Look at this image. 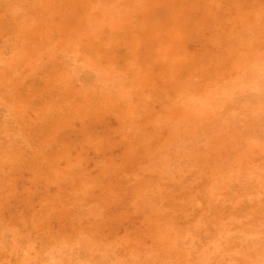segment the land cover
I'll use <instances>...</instances> for the list:
<instances>
[{"label": "rangeland", "instance_id": "rangeland-1", "mask_svg": "<svg viewBox=\"0 0 264 264\" xmlns=\"http://www.w3.org/2000/svg\"><path fill=\"white\" fill-rule=\"evenodd\" d=\"M65 1L68 3L72 2V1L73 2L71 5V3L68 4ZM65 1L64 0H30V1L29 0H0V35H1L0 36L1 37L0 44L4 43V40H6L4 45L3 44L0 45V48H1L0 49V56L2 58H4V59L1 58V60H0V77H1L0 78V92L4 96V98H3L1 95V99H3L2 101L0 99V104H1L0 105V113H1L0 116L2 115V117H5L7 119L6 120L5 118L0 117L2 119V120L0 119V128H1L0 129L1 130L0 139L2 138V140H0L1 141L0 145L3 148V149H1V146H0V149H1L0 151H2L0 153L1 154L7 153L10 146L12 147V151H13V152H11V151L8 152L6 155L2 154L3 156L0 155L2 158H4V161H5L4 162L3 159H0V162L2 161L0 163V165H2V163H3V165L0 166V171H1L0 172V176H1L0 177V183H1L0 188L2 187L1 189H4V190L0 189V191L3 193L5 191L7 192V190L9 191L8 194L6 192L4 194L0 192V196H1L0 197V264H37V262L43 257V254L45 253V251H48L49 249H53L59 244L69 245V243L71 242L70 245H75L82 238L88 239L89 241L92 242L93 245H99V246H102L103 248L107 247V249L110 248L113 250L126 249L130 252L131 251L139 252V250H141V249H147V250L150 249L151 251H154V252H161V251L167 252L168 251L167 253L170 254V258H171V255L173 257V253L175 255L173 264H175V263L176 264H184V263L187 264V261L190 259L189 256H191V254H190L191 253V247H194L197 244H200V242H201V244H207V245L214 246L217 249H219L222 244L228 242L230 239L232 240L234 236L241 234L235 230L238 229L241 225L245 224L244 219H245L246 214L249 212H256L258 214L259 209L262 206H264V0H162V2H160L159 0H138V1L133 0V2H135V4L132 2V0H129L130 4L126 0H121V2H120V0H116V1L115 0L114 1L103 0V3H102V0H95V1L94 0H70V1L65 0ZM155 1H157V2H155ZM137 2L139 4H141L142 6L139 5ZM112 3L113 4L117 3V4L115 6V4L113 5ZM83 4H86L88 6H85ZM126 4H127V7H126ZM131 4H132V6H131ZM148 4H149V6H152V7H148ZM69 5H71L72 8H69V7H71ZM73 5H75V6L78 5V7L76 6L77 7L76 12L77 13L74 11L76 9H74ZM153 5L155 6V8L153 7ZM163 6H164V8H162ZM175 6H177V7H175ZM181 6H183V7H181ZM134 7H136V8H134ZM85 8H87V9L85 10ZM151 8H153V9H151ZM242 8H243V10H242ZM71 9H73V10L71 11ZM82 9H84V10H82ZM95 9H97V10L101 9L100 13ZM135 9H137V10L135 11ZM147 9L149 10L148 13H147V11H148ZM70 11L72 12V14H70ZM96 11L98 13H96ZM153 11L155 13H153ZM74 12L76 14L73 15ZM80 12H82L80 17L81 18L83 17V21H82V19L77 17L80 15V14H78ZM121 12L124 14V16H122L123 14ZM137 12L139 14L141 13L142 14V15L140 14L141 16H143V13H144L145 17L144 16L141 17ZM160 12L162 15H160ZM94 13H96V14H94ZM129 13H130V16H129ZM135 13L138 15H136ZM82 14H85V15H82ZM100 14H101V17H99ZM31 15L32 16L34 15L33 20H32ZM94 15H95V17H94ZM163 15H164V17H163ZM136 17H138V18L136 19ZM19 18H20V20H19ZM21 18H23L24 21L21 20ZM42 18H46L47 20L46 19L43 20ZM107 18H108V20H107ZM130 18H132L133 20L135 18V20L133 21ZM141 18H144V19H142V21H141L140 20ZM154 18H155V20H152ZM161 18H162V20H161ZM175 18H177V19H175ZM34 19H36L35 20L36 22L34 21ZM17 20H18V22H17ZM25 20H26V22H28L29 27H27L28 25L26 26L27 23L25 22ZM28 20H30L31 23ZM37 20H40V21H37ZM45 20L48 22H46ZM52 20L55 24L58 23L56 25L57 27L59 26L58 28H60L57 30L58 33L56 32L57 27L55 26V24L53 26V22H52V24H50V22H49ZM85 20H86V22H85ZM32 21H34V22H32ZM41 21H42V23H44V22L45 23L40 25L39 22L41 23ZM147 21H149V22H147ZM15 22H17V23H15ZM164 22L167 24H165ZM171 22H173L172 23L173 26H172ZM176 22H177L178 26L176 25ZM179 22H180V24H179ZM19 23L22 24L21 25L22 27H23V24L26 23L24 25L25 28L24 27L21 28L20 26H18ZM125 23H127L128 26L130 25L129 23H132V25H130V27H132V28H128L127 25H126L127 27H124L123 25H125ZM161 23H163V24H161ZM31 24H32V26H31ZM38 24L40 26L43 25L41 28V31L38 30L40 27ZM78 24L80 26L83 24L86 25L84 27L81 26V28L84 31L82 29L81 30L79 29V31H81L82 34H81V32L78 31V28H80V26H78ZM15 25H17V26H15ZM36 25L39 27L37 28ZM45 25L47 26V28ZM51 25H52V27H51ZM87 25H88V27H87ZM110 25H112V26H110ZM133 25L134 26L136 25L137 28L134 27ZM161 25H163V26H161ZM166 26H167V28H166ZM226 26H228V27H226ZM16 27H18L17 30H19V31L16 30ZM30 27L33 29L37 28L36 29V30H38V31H36L37 33L34 32L35 30L30 32V30H31ZM43 27H45L47 30L50 29V31L47 32L46 29H44ZM76 27H77V30H75ZM123 27H124V29H123ZM172 27H173V30H172ZM28 28H30V29H28ZM134 28H135V30H134ZM160 28H162L163 31ZM22 29H25V30L23 31ZM26 29H28L29 31L27 30V32H26ZM119 29H120V31H119ZM164 29L167 31H165ZM177 29L182 31V32H180L181 34H179V32H176V31H178ZM3 30H4V32L2 33L1 31H3ZM12 30H13V32H12ZM14 30L16 31V33L14 32ZM168 30L173 32V33H170ZM51 31H52V33H51ZM59 31H61V32H59ZM85 31H87V32H85ZM112 31H114V33ZM147 31L149 33H147ZM8 32H9V34H8ZM24 32L26 33V38L24 37V34H25ZM76 32H77V34H76ZM129 32H131V33H129ZM137 32H139V33L137 34ZM156 32H158V33H156ZM163 32L164 33L168 32L169 35L167 36V33L164 34ZM12 33L14 34L13 36H11ZM39 33L40 34L42 33V35H40ZM43 33H47V34L50 33V34H49V36L47 34H45V36H44ZM159 33L161 34V36L163 34L164 35L161 37ZM6 34H8V38L10 39V41H11V38L14 40V42L11 41L13 43L7 41L9 39H7ZM15 34H17L16 37H15ZM27 34H28V36H27ZM61 34H62V37H61ZM99 34H101V35L99 36ZM111 34H113V35H111ZM117 34H118V37L116 38ZM134 34H136V35H134ZM139 34L141 35V37ZM154 34H156L157 36L156 35L154 36ZM170 34H172V36H170ZM19 35H20L19 38H21L20 42L18 40ZM21 35H22V37H21ZM32 35L34 37V40L32 39L33 38ZM85 35H86V37H85ZM148 35H150L151 37L149 36V38L147 39ZM152 35H153V37H152ZM2 36H4V37H2ZM39 36H40V39H39ZM52 36H53V38L55 36V39H53ZM57 36H60L62 38V39H60L61 41H59L60 37L57 39ZM80 36H81V39H82V37H84V39L83 40L79 39ZM103 36L105 39L102 40ZM122 36H124L123 38H125L126 41H124V39H122ZM173 36H174V38H173L174 40L171 39ZM154 37L155 38L157 37V38L155 39ZM180 37L182 38V41H181ZM190 37H192V38L190 39ZM36 38H38L39 40ZM48 38L50 39V41L54 40L55 44H56V42L57 43L60 42V43L58 45L57 44L55 45L53 41L49 42ZM85 38L87 39L88 42L85 40ZM115 38H116V40H115ZM158 38H160L162 42ZM163 38L165 41L162 40ZM25 39L26 40L30 39L31 40L30 43L27 42ZM41 39H43L42 40L43 42L41 41ZM75 39H76V41H75ZM109 39H111V40H109ZM176 39H177V41H176ZM185 39L188 42H186ZM21 40H23V43L21 42ZM84 40H85V43H83ZM118 40H119V43H118ZM47 41L50 44H48ZM98 41H99V43H98ZM116 41H117V43H116ZM163 41L166 42V44ZM167 41L168 42L170 41L169 43H170V46L172 45L171 47L168 45L169 43ZM179 41H180V43H179ZM15 42L16 43L19 42V43L16 44ZM34 42H36L35 45H37V47L33 46ZM71 42H72V46H71ZM124 42H126V43H124ZM172 42H174L173 44L175 45V47L173 49H172L173 44H171ZM24 43H26V45L28 44L29 47H27L28 45L27 46L23 45ZM51 43H52V45H51ZM87 43H88V45H87ZM91 43H92V45H91ZM160 43H162V44H160ZM20 44H22V47ZM44 44L45 45L47 44L46 47L44 46ZM106 44H107V46H106ZM121 44H122V46H120ZM9 45L11 46L10 50L8 49ZM15 45H16V47H15ZM17 45H19V46H17ZM49 45L51 47H49ZM32 46H33V49H32ZM77 46H78V49H77ZM128 46H129V48H128ZM132 46H133V48H132ZM159 46H161V49H159ZM163 46H165V47H163ZM18 47H20V48H18ZM34 47H36V48H34ZM74 47H75V49H74ZM15 48L16 49L18 48L20 50L17 49L18 50L17 51V50H15ZM22 48L25 50V52H27V50H29V49H30V51L33 50V52L25 53L24 51L21 50ZM58 48H59V51H57ZM63 48H64V50H62ZM138 48H141V50ZM164 48H165V50H164ZM179 48H180V50H179ZM11 49H12V51H11ZM43 49H45V50L43 51ZM112 49H114V50H112ZM60 50L63 53L60 52ZM127 50L131 53L129 54V52ZM162 50H163V52H162ZM171 50L173 51V53ZM19 51H21V52H19ZM40 51H41V53L42 52L43 53L40 54L39 53ZM56 51H57V53H56ZM1 52H2V54H1ZM12 52H14V55L19 52L18 55H21V56L18 57V55H15V56L10 57L11 55H13ZM23 52L25 54H29V56L23 54ZM66 52L70 53L71 55L70 54L68 55V53L66 55ZM148 53H149V55H148ZM152 53H153V57H151ZM31 54L33 57H31ZM36 54L40 55V56H38L39 59H36V58H38ZM59 54H60V56H59ZM81 54L83 55V57ZM154 54L157 57L154 56ZM162 54H163V57H162ZM167 54H168V57L166 56ZM56 55H58L59 58ZM184 55H185V57H184ZM7 56L9 57V59L12 58V59H10L9 62H8L9 59ZM16 56H17V58L15 60L14 58ZM55 56L57 57V59H55L56 58ZM79 56H81L82 59ZM96 56H98L97 59H96ZM111 56H112V58H111ZM146 56H149V57L146 58ZM6 57H7L8 64H6L7 62L5 63V61H4V60H6ZM22 57H24V58H22ZM29 57H31V59ZM75 57H77V58L79 57V58L77 59ZM154 57H156L157 59H154ZM18 58H19V60H21L20 63L19 62L16 63ZM25 58H28L27 61H29V63H28L29 66H27L28 64L26 63ZM160 58L163 59V62L160 60ZM207 58H209V59H207ZM54 59H55V61L56 60L57 61L55 62ZM200 59H201V61H200ZM217 59H219L220 63L218 62ZM30 60L33 62H31ZM41 60H43V61H41ZM115 60H117V61H115ZM13 61L16 64L9 65V63H13ZM22 61L25 62L26 66H25V64H22L23 63ZM82 61H83V63H82ZM146 61H147V63H149L148 65H145V64H147ZM157 61H158V63H157ZM164 61H165V64H162V63H164ZM189 61H190V63H189ZM197 61H198V63H197ZM30 62H31V64H30ZM96 62L98 63V65ZM129 62H130V64H129ZM33 63H35V64L38 63L37 64L38 66L34 65ZM82 64H84L85 66H83ZM142 64H143V66H142ZM7 65H9V66H7ZM30 65L32 66V69H33V75L36 73L38 76L36 74H35V77L33 75H30V73L32 72ZM63 65H66V67ZM117 65H119V66H117ZM39 66H40V68H39ZM97 66H98V69L96 68ZM29 67H30V69H29ZM36 67L39 68V70L42 68L41 71H39V70L35 71L36 69L34 70V68H36ZM69 67H70V69H68ZM84 67L87 70L86 69L84 70ZM91 67H92V70H90ZM114 67H116V68H114ZM137 67L139 69H137ZM145 67L147 70L144 69ZM81 68H82V70H81ZM132 68H134V69H132ZM27 69H28V71H27ZM123 69H124V71H123ZM140 69H141V71H140ZM61 70L62 71L64 70V72H66V73L62 72ZM70 70H71V73L73 75L70 73ZM148 70H149V72H148ZM97 71L99 73H97ZM110 71H112L113 73H111ZM23 72L24 73L26 72V74H27V75L25 74L26 78L23 76L24 75ZM59 73H60V75H59ZM61 73H62V75L64 74V76H62ZM67 73H69L70 75ZM177 73H179V75ZM115 74H117V75H115ZM139 74H140V76H139ZM57 75H58V78H57ZM94 75H96V76H94ZM123 75L125 76V78ZM223 75H224V77H223ZM72 76H75V77H73L74 80H75V78H77L78 81L77 80L76 81L78 83H80L79 85H76L78 83L76 81H74L73 78H72L73 81H71L70 77H72ZM113 76H114V78H113ZM53 77H55V78H53ZM137 77H138V79H137ZM33 78L36 81L33 80ZM17 79H19V80L17 81ZM62 79L63 80L65 79V80L63 81ZM96 79H98V80H96ZM124 79H126L128 81H125ZM49 80H52V81L54 80V81H53V83H51L52 81H49ZM66 80H67V82H66ZM16 81H17V83H16ZM69 81H70V85L68 83ZM174 81H176V82H174ZM34 82L35 83L37 82V84H39V85H37V87H36V84ZM57 82L59 83L58 86H57V84H58ZM71 82H73V83L75 82V86ZM112 82H113V84H112ZM126 82L130 86L127 85ZM145 82L146 83L148 82V83L146 84ZM172 82H174V83H172ZM48 83L53 84V86L52 85L50 86ZM116 83H117L118 87H117ZM63 84H64V87L62 88ZM86 84H87V87H86ZM123 84H124V86H123ZM144 84H145V86H144ZM46 85H47V87L50 86L51 89L49 90L50 87L46 88ZM80 85H82V86L80 87ZM137 85H139V86H137ZM233 85H234V87H233ZM11 86H13L14 89ZM76 86H78V87H76ZM53 87H54V89H53ZM65 87H67V88H65ZM70 87L72 88L73 91L76 90V92L75 91L73 92ZM90 87H91V89L89 90ZM105 87L108 90H106ZM110 87H111V89H109ZM115 87H117V88H115ZM120 87L122 90L120 89ZM124 87L126 90L124 89ZM132 87H134V88H132ZM178 87H179V89H178ZM184 87H185V89H184ZM16 88H17V90H16ZM44 88L46 89V92H45ZM68 88H69V91H68ZM112 88H114L113 89L114 93L112 91ZM130 88H131V92H130ZM136 88H137V90H136ZM181 88H183V89H181ZM32 89H33V91L35 89H37V90H35L34 91L35 93H34L32 91ZM60 89H62L63 91ZM174 89H176V91H178V93H175ZM30 90L34 94L33 95L34 99H33V96L30 94ZM97 90H98V92H100V94H102L106 90L105 92H107L108 96L110 95V92H111V94L113 93L116 98L113 95H111V97L113 96L115 98V100H114V98L108 97L107 94H105V92L103 93V96H101L100 94L98 95ZM138 90L141 93L138 92ZM180 90H181V93H180ZM25 91H27L28 93H26ZM42 91L45 92V93L43 92L42 98H45V96H46V99L49 98V99H47L49 103L47 102L46 99H44V100L42 98L39 99V96L41 97ZM58 91H61V92H58ZM64 91L66 92L67 97L69 95L73 94V97H70V96L68 97L69 100H71L72 102H74V100H77V102L82 100V95H83V99L85 97L86 98L84 100H82L80 103L75 104V102L74 103L70 102L71 104L69 103L67 105V102H69V100L67 97L64 98V96L66 95ZM67 91H68V93H67ZM91 91H96L97 93L96 92L93 93ZM62 92L64 95L61 94ZM89 92H91L93 94L87 95V94H90ZM116 92L119 94V96ZM10 93H12V94H10ZM20 93H22V95ZM57 93H58L57 99L59 101H56L57 100L56 99ZM240 93H241V95H240ZM28 94H29V98L27 97ZM75 94L79 95L80 97H78ZM173 94H175V96ZM176 94H178V95H176ZM8 95H10V97ZM24 95L28 98V100L29 99L32 100V101L29 100V104L31 106L27 103L29 106L23 107L22 103H24V101L27 100V98H25ZM37 95H39V96L37 97ZM48 95H49V97H47ZM92 95H94V97H92ZM104 95H106V97ZM196 95H197V97H196ZM50 96H51V99H50ZM139 96L142 99H140ZM185 96H186V98H185ZM87 97H88V100H87ZM95 97H97V98H95ZM102 97H105V98H102ZM241 97H243V98H241ZM90 98H91V100L93 98H94V100L97 99L96 103H94L95 102L94 100H92V102L94 104L91 103V101L89 102ZM126 98H128V99H126ZM144 98H145V100H144ZM5 99H6V103L9 102L8 104H5ZM10 99L13 101V103H12V101H10ZM17 99H19V100L21 99L22 103ZM102 99L103 100L104 99L110 100V102L105 100L108 103L106 104V102H105L104 103L105 105H104L102 103V101H103ZM112 99L115 101L114 103H116V105H112L113 103L111 105L109 104V103H111V101L113 102ZM118 99L119 100L121 99L122 102H121V100L119 102ZM147 99H149L148 102H147ZM40 100H43V102L46 101L47 103L45 102V104H43V102ZM129 100H131L132 102L134 101L135 103L134 102L132 103ZM142 100H144V101L142 102ZM34 101H36L35 103H37V104L32 103ZM51 101L54 103V105L52 104ZM54 101H56V102H54ZM64 101H66V103ZM10 102L12 105L10 104ZM17 102H19L17 104V107L13 106V104L16 105L15 103H17ZM25 102H28V101H25ZM57 102H58V104H57ZM81 103H83V104L81 105ZM121 103H122V105H120ZM39 104H42V105H39ZM62 104L65 106L67 105L68 108H67V106L66 107L64 106V108H61ZM73 104L76 105L75 107H77V106H80V107L79 108L77 107V110H76V108L74 107ZM84 104H85V106H83ZM95 104H99L97 107H102V108L104 105V108L103 109L97 108V110L95 109V110H93V112H89V110L92 111V109H94L96 107ZM118 104L120 106H118ZM174 104H176V105L174 106ZM181 104H182V106H181ZM8 105H10V106H8ZM18 105L23 109L27 108L24 112L22 111V116L20 115L21 113L16 114V112H19V111L21 112L20 107ZM49 105L53 106V109H55V110H57L56 108L60 107L61 109L60 108L59 109L61 110V112L64 113V115L61 112L60 113L62 114V116H61V114H59V112H58V111H60L59 109H58V111L53 112L52 107ZM107 105H110V106H107ZM123 105H125V106L127 105L125 107L124 111H123V108H124ZM6 106H7V108H6ZM11 106H12V108H11ZM33 106H34V108H33ZM86 106H88L87 107L88 110H86L87 115H88V113L91 114L90 116L88 115V117H87L86 111L84 109V108H86ZM91 106L94 108H92ZM105 106H107L109 108L111 106H112L111 108H115L116 106H118V107H116V108H118L116 110L117 111L118 110L123 111V112L120 111L122 113V116L120 115L121 114L120 112L114 113V112H116V110L113 109L114 111H112V109H109ZM29 107H32L33 109L29 108ZM38 107L39 108L43 107L42 109L43 110L46 109V111L47 110L49 111L52 109L51 110L52 112L50 111L51 113L49 112V114H53V113L55 114L56 113L55 115L53 114V116L51 115L52 121H51L50 117H46V116H50L48 114V111L46 112L44 110L46 113L43 114V112L41 113V109H39ZM49 107H51V109ZM69 107H71V110L69 109ZM72 107L74 108L75 112H74ZM130 107L131 108L133 107V109L131 110ZM9 108L11 110L13 108L14 109L16 108V109H15V111H13L14 109L12 111H10ZM17 108H19L18 109L19 111L17 110ZM80 108H82L81 109L82 113L80 111ZM90 108H92V109H90ZM106 108L108 109L109 113L107 112ZM127 108H129V110H126ZM145 108H146V110H145ZM215 108H216V111L214 110ZM8 109H9V111H8ZM31 109H32V111L34 110L33 114L35 112L37 114V116H36V114L35 115L28 114V110H29V112H31ZM66 109H69L68 114L71 113V115L66 114L67 113ZM98 109L102 110V113H104L105 112L104 109H106V113L101 115V113H98V112H100V111H98ZM3 110H5V111H3ZM72 110H73V112H72ZM83 110L85 112H83ZM133 110H135V111H133ZM182 110H183V113H182ZM39 111H40V113H39ZM64 111H66V113ZM76 111L77 112L79 111L80 113L79 112L77 113ZM168 111L170 112V114ZM200 111H202V112H200ZM8 112H11V113H8ZM13 112H15V113H13ZM25 112L27 114H25ZM57 112L60 115V117L58 116ZM127 112H128V114L131 115V117L127 114ZM4 113L5 114L7 113V115H9V116L5 115ZM23 113H24V115H23ZM84 113H85V118H84V116H81V114L83 115ZM132 113L136 116L135 118H134V115ZM14 114H16L18 117H16V115L12 116ZM38 114L41 118L38 116ZM65 114H66V117L68 115L69 121L67 120V118H68L67 117V118H64L66 121L64 120V123H63L60 121V119H63V117H65ZM73 114H74V116H73ZM79 114L81 117L84 118V121H82L83 118L78 116ZM123 114H124V116H123ZM3 115H5V116H3ZM19 115H20V117H19ZM139 115H140V119H138ZM28 116L31 118H27ZM32 116L33 117L36 116L35 117L36 119L40 118L41 121L40 120L38 121V119L36 120ZM75 116H78V117H75ZM9 117H10V119H9ZM13 117H15V118H13ZM21 117L24 119V122H23V119ZM70 117L71 118L73 117L74 119L72 118L73 119L72 120ZM189 117H191V118H189ZM12 118H13V120H12ZM17 118H19L20 121L24 124L23 125L21 123V126L23 128H21L20 123H19L20 121ZM45 118H47V119H45ZM153 118H154V120H153ZM14 119H16V120H14ZM28 119H30V122ZM31 119L34 120L35 123H37V124H36V126H34L35 124H32V126H31V124H29L30 125V128H29V125L27 126V124H25V121H27L26 123L34 122V121L31 122ZM132 119H133V122H132ZM42 120H44V121L46 120L45 126L43 125L44 121H42ZM138 120L143 121V123L141 121H138ZM223 120H224V122H223ZM57 121H59V122H57ZM67 121H68V124H66ZM236 121H237V123H236ZM1 122H2V124H1ZM4 122L5 123L9 122V123L6 125V124H4ZM12 122H14V123L17 122V125L19 124V126H16V124H12ZM49 122L51 124H48ZM60 122H61L62 126L59 124ZM56 123H58V124H56ZM52 124H54V126H52ZM12 125H15L16 129ZM59 125H60V128H59ZM3 126H4V128H3ZM6 126H7V130L5 128ZM11 126L13 127V131H12ZM139 126H140V128H139ZM256 126H257V128H256ZM8 127L10 128L11 131L9 130ZM55 127H56V129L57 128L58 129L56 130ZM51 128H52V130L54 129L53 133L54 132L56 133V131H57L58 134L57 133L53 134L52 132L50 133ZM156 128H158V129L156 130ZM3 129H5V130H3ZM28 129L30 131L31 130L32 131L30 132ZM43 129H44L45 133L43 132L42 134H40L41 133L40 130H43ZM19 130L21 131V133H18ZM25 130L29 134V137L25 133L26 132ZM35 130L37 131V132H35V133H37V135L34 134ZM46 130H48V133ZM8 131L10 134H8ZM135 131H136V133H134ZM137 131H139V132H137ZM157 131H158V133H157ZM11 132L14 134V137H13V134L11 135ZM15 132L18 135L20 134L21 137H24V139L26 138L25 141L30 139V137H34V135H36L37 138L34 137V138H32L31 141H34V140H35V142L37 141L36 144L38 143L39 146H34L33 149L30 148L31 147L30 145H34L35 144L34 142L30 141L32 143V144H30L29 140L27 141V143L23 140V144H22V141H20V143L23 145L25 150H26V148L28 149V147L30 146L29 149L27 150L30 152V154H29V152L25 151L24 149H23V152H24V154H28V156L31 155V157H27L26 155L22 154L23 153L22 152V145H20L19 143L16 142L14 145L15 146L17 145L16 147L20 146V149H18L16 147H14L12 142H10V140H9L10 137H12V138L18 137V135ZM3 133H4V136H8L7 139H6V137H4V139H3V135H2ZM141 133H142V135H141ZM30 134L31 135L34 134V135L30 136ZM38 134L43 135V137H41V138H44V140L39 138ZM51 134H52V136H51ZM125 134H129V135L126 136ZM197 134H198V136H197ZM9 135H10V137H9ZM20 135H19V137H20ZM24 135L25 136L27 135V136L25 137ZM48 135H49V138H51V139H49V138L45 139V137L46 136L48 137ZM55 135L57 136V137H55L56 139L54 138ZM93 135H95V136H93ZM143 135H144V138H143ZM236 135H238V137ZM205 137H207V138H205ZM58 138H59V140H58ZM38 139H41L43 141V143L41 140L39 142ZM178 139L181 141H185L186 145H188L186 147V150H185V160H186L185 171H184L183 175H179V176L176 175L177 173L175 171V168L173 167L175 161L172 160V157L175 156V152H176L175 146L177 145ZM4 140L6 142H4ZM7 140H9V141H7ZM71 140H73V141H71ZM49 141H52V142H49ZM57 141H59V142L61 141L60 142L61 144L60 143L58 144ZM53 142H54V144H53ZM63 142H64V145L68 147V149H66V147L62 146ZM201 142H203V143H201ZM5 143L6 144L11 143V144H10V146H9V144L7 146V145H5ZM214 143H215V145H214ZM25 144H26V146H24ZM66 144H68V145H66ZM41 145H42V147H41ZM54 145H56V146H54ZM69 145H71L70 148H69ZM216 146H217V148H216ZM44 147H45L46 151L44 150ZM53 147H55V149ZM56 147H57V149L60 147L59 150L64 147L62 150H60V151L58 150V153L62 151V153H63L62 155H64L63 150L67 151V154H65L66 158L64 156H62L61 153H59L60 156H62L61 158H57V157H60L59 154L57 157H53L54 155L57 154ZM220 147H221L222 151H220V149H219ZM223 148L225 150H223ZM4 149H7V150H4ZM30 149L32 152L30 151ZM34 149H35L36 153H35ZM38 149L40 150V152ZM9 150H11V149H9ZM16 150H17V152H14ZM216 150L218 152H216ZM20 151H21V154H19ZM41 151H43V152H41ZM232 151H233V153H232ZM44 152H45V154H44ZM68 152H70V156L68 155ZM12 153H14L16 155L18 154L19 156L21 155L22 157H18V155L17 156L11 155ZM47 153L52 155V158H48L50 155H48ZM8 154H10V155L8 156ZM33 154H34V156H33ZM190 154L192 156L188 158V156H190ZM204 154H206V155H204ZM215 154H217V156ZM35 156H37V157L39 156L38 159L35 158ZM221 156H224V157H221ZM5 157L6 158L10 157L9 160L14 159L13 162L15 161V165L12 162V160L10 162ZM14 157H17V160H15L16 158H14ZM150 157H152V159ZM214 157H215V160L213 159ZM31 158H33V159H31ZM55 158H56V160H55ZM167 158H168V160H167ZM34 159H36L37 163L40 161L41 164L38 163L39 165L36 166L37 164L35 163ZM49 159H53V160L49 161ZM29 160H31V161L33 160V162L36 165ZM7 161H9V163ZM17 161H19V162L16 163ZM56 161H59V162L57 163ZM24 162H25V165H26V163H28L27 164L28 166L27 165L25 166L23 164ZM6 163H8V164H6ZM32 163L34 164V166L32 165ZM53 163L57 164L56 168L54 167L55 165H53ZM67 163H68V166H67ZM153 163H158L159 167H153L152 166ZM10 164L14 165L13 169H12V165H10ZM18 164H19V166H17ZM30 164L32 165V167ZM61 164H63V165H61ZM162 164H164V165H162ZM4 165H6V167ZM7 165H8V167H7ZM23 165L25 166L24 168H22ZM9 166L11 168H9ZM39 166H40V168H38ZM1 167H2V170H1ZM15 167H16V169L18 168L19 172H18V170L15 171ZM19 167H20V169H19ZM243 167H246V168H243ZM32 168H34V169L36 168V171L38 170V172L40 171V169H41V171L38 174V173H36L35 170L33 171ZM192 168H194V170ZM29 169H31V170H29ZM52 169H54L53 170L54 173H52V172L50 173V171ZM55 169L58 171H56ZM221 169H222V171H221ZM8 170L9 171L11 170L10 174L7 173ZM13 171L15 172V174ZM195 171H197V172H195ZM245 171H246V173H245ZM55 172L56 173L59 172V173L56 174ZM144 172L147 175H149V172H150L151 173L150 175L152 177L150 175L149 176H146V174L144 175ZM216 172H217V175H216ZM53 174L56 176H53ZM152 174H154V175H152ZM12 175L13 176L15 175V178L14 177L12 178ZM232 175H233V177H232ZM6 176H9V178L10 177L11 178L9 179ZM48 176H50V177H48ZM37 177H39V179ZM147 177L149 179H147ZM2 178H5V179H3L4 182H6L8 179L9 181H7V182H10V183H8L10 186H8L7 182L4 183L2 181ZM12 181H15V182L11 184ZM73 182H75V183H73ZM85 183H87V184H85ZM3 184H5V186H3ZM179 184H180V186H179ZM199 185H200V187H199ZM152 188H155L158 191L160 190L159 192L161 193V211L156 212V213H155V211H153L154 213L150 212L149 214H147L143 217L140 215H137L136 209H135V204H136L137 200L140 198V196L142 194L145 193L146 190H149ZM166 193H167V196H166ZM174 194H175V196H174ZM191 194H193V195H191ZM193 197H195V198H193ZM79 198H80V200H79ZM44 199H45V201H44ZM165 200L166 201L168 200L167 202L168 203L170 202L171 205H170V203L167 204V202H165ZM190 201H192V202H190ZM203 202H204V204H203ZM190 203L191 204L193 203L192 206ZM205 203H206V207H205ZM164 204H166V205H164ZM193 205H195V206L193 207ZM26 208H28V209H26ZM94 208L95 209H101L102 208L103 209V216L100 217L99 219H87L88 216L90 215L89 210L94 209ZM130 208H132L134 211ZM191 208H192V211H191ZM176 210H177V212H176ZM168 212H170V214ZM185 213H186V215H185ZM222 214H225V215H222ZM237 214H238V216H237ZM120 215H122V216H120ZM192 215H193V217H192ZM150 216H152V217H150ZM1 217H3V218H1ZM61 217H63V218H61ZM64 217H66V218H64ZM44 219H45V221H44ZM240 219L244 220L243 223ZM37 220H38V222H36ZM68 220H69V222H68ZM78 220L81 222H77ZM190 220H192V221H190ZM39 222H41V223H39ZM45 222H46V224H45ZM228 222H229V224H228ZM37 223H39V224H37ZM154 223H156V224H154ZM194 224H195V226H194ZM159 226H160V228H159ZM169 226H170V228H169ZM195 227H196V229H195ZM156 228H157V230H156ZM209 228L213 232H211V230ZM148 229L150 230V232L148 231ZM133 231H135V233ZM157 231H158V233H157ZM260 231H261V229L259 228V225H257V229L255 232L256 238L258 239V242H264V231H261V232ZM152 232H154V233L152 234ZM171 232H172V234H171ZM154 234L156 236H154ZM157 234H159V235H157ZM30 235H31V238H30ZM68 235L69 236L73 235V236H70L72 239H69ZM64 236H66V238ZM25 237H27V238H25ZM140 237H142V238H140ZM202 237H204V238H202ZM25 239H27V240H25ZM34 239H36V240H34ZM197 239H198V241H197ZM221 239H222V241H221ZM17 240H18V242H17ZM30 240H31V244H34V243L35 244L31 245ZM67 240H69V241H67ZM70 240H74V241H70ZM140 240H141V242H140ZM205 240L206 241L208 240V241L205 242ZM75 241H76V243H75ZM184 241H185V243H184ZM13 242H14V244H13ZM197 242H199V243H197ZM65 243H67V244H65ZM131 243H132V245H131ZM26 244H28V246ZM45 245L47 246L46 248H45ZM112 245H114V246H112ZM189 245H193V246L188 248ZM43 248H45L46 250L45 249L42 250ZM165 248H166V250H165ZM182 249H186V250L183 251ZM188 250H189V252H188ZM185 251H187L186 252L188 254V255L186 254L187 257L185 255H183L184 253H182ZM179 252L182 254H180ZM178 254H180V255H178ZM35 259H37V261ZM206 259H210V258L206 257ZM22 261H23V263H22ZM257 264H259V258H258Z\"/></svg>", "mask_w": 264, "mask_h": 264}, {"label": "bare ground", "instance_id": "bare-ground-1", "mask_svg": "<svg viewBox=\"0 0 264 264\" xmlns=\"http://www.w3.org/2000/svg\"><path fill=\"white\" fill-rule=\"evenodd\" d=\"M29 1H30V0H29ZM64 1H65V0H64ZM69 1H70V0H69ZM94 1H95V0H94ZM107 1H108V0H107ZM112 1H114V0H112ZM115 1H116V0H115ZM126 1L129 2V0H126ZM126 1H125V2H126ZM137 1H138V0H137ZM159 1L162 2V0H159ZM65 2H66V1H65ZM72 2H73V1H72ZM72 2H69V3H71V5H72ZM120 2H121V0H120ZM125 2H124V3H125ZM132 2H133V0H132ZM139 2H140V1H139ZM146 2H147V1H146ZM155 2H157V1H155ZM30 3H31V2H30ZM66 3H68V2H66ZM69 3H68V4H69ZM102 3H103V0H102ZM104 3H105V2H104ZM108 3H109V2H108ZM133 3L135 4V2H133ZM137 3H138V2H137ZM137 3H136V4H137ZM147 3H148V2H147ZM172 3H173V2H172ZM68 4H67V5H68ZM112 4H113V3H112ZM114 4H115V6H116L117 3H114ZM114 4H113V5H114ZM129 4H130V2H129ZM138 4H139V3H138ZM138 4H137V5H138ZM145 4H146V3H145ZM145 4H144V5H145ZM161 4H162V3H161ZM71 5H69V6H71ZM83 5L88 6V5H86V4H83ZM83 5H82V6H83ZM105 5H106V4H105ZM120 5H121V4H120ZM139 5H141V4H139ZM139 5H138V6H139ZM159 5H160V4H159ZM164 5H165V4H164ZM183 5H184V4H183ZM69 6H68V7H69ZM73 6H74V9H76V10H74V11L76 12V11H77V7H78V5H76L77 7H76L75 5H73ZM80 6H81V5H80ZM123 6H124V5H123ZM131 6H132V4H131ZM141 6H142V5H141ZM75 7H76V8H75ZM90 7H91V6H90ZM126 7H127V4H126ZM148 7H152V6H149V4H148ZM153 7L155 8L154 5H153ZM167 7H168V6H167ZM172 7H173V6H172ZM175 7H177V6H175ZM181 7H183V6H181ZM181 7H180V8H181ZM69 8H72V6L69 7ZM82 8H83V7H82ZM87 8H88V7H87ZM87 8H85V10H86ZM134 8H136V7H134ZM156 8H157V7H156ZM159 8H160V7H159ZM162 8H164V6H163ZM170 8H171V7H170ZM67 9H68V8H67ZM88 9H89V8H88ZM97 9H98V8H97ZM97 9H95V10H97ZM109 9H110V8H109ZM138 9H139V8H138ZM151 9H153V8H151ZM151 9H150V10H151ZM157 9H158V8H157ZM167 9H168V8H167ZM172 9H173V8H172ZM68 10H69V9H68ZM72 10H73V9H71V11H72ZM82 10H84V9H82ZM82 10H81V11H82ZM110 10H111V9H110ZM132 10H133V9H132ZM136 10H137V9H135V11H136ZM147 10H148V9H147ZM147 10H146V11H147ZM155 10H156V9H155ZM182 10H183V9H182ZM242 10H243V8H242ZM252 10H253V9H252ZM71 11H70V14H72ZM97 11L100 13L101 9H100V10H97ZM97 11H96V13H98ZM112 11H113V10H112ZM123 11H124V10H123ZM146 11H145V12H146ZM75 12L73 13V15L77 13V12H76V13H75ZM91 12H92V11H91ZM93 12H94V11H93ZM148 12H149V10L147 11V13H148ZM179 12H180V11H179ZM18 13H19V12H18ZM81 13H82V12L78 13V14H80V15L77 16V17H79V18L82 19V21H83V17H82V18L80 17V16H81ZM87 13H88V12H87ZM96 13H94V14H96ZM105 13H106V12H105ZM111 13H112V12H111ZM118 13H119V12H118ZM121 13H122V12H121ZM121 13H120V14H121ZM124 13H125V12H124ZM137 13H138V12H137ZM153 13H155V12L153 11ZM156 13H157V12H156ZM163 13H164V12H163ZM168 13H169V12H168ZM175 13H176V12H175ZM184 13H185V12H184ZM232 13H233V12H232ZM113 14H114V13H113ZM122 14H123V13H122ZM135 14H136V13H135ZM138 14H139V13H138ZM138 14H136V15H138ZM140 14H141V13H140ZM140 14H139V15H140ZM65 15H66V14H65ZM82 15H85V14H82ZM131 15H132V14H131ZM141 15H142V14H141ZM141 15H140V16H141ZM145 15H146V14H145ZM158 15H159V14H158ZM158 15H157V16H158ZM160 15H162L161 12H160ZM31 16H32V15H31ZM33 16H34V15H33ZM33 16H32V20H33ZM105 16H106V15H105ZM109 16H110V15H109ZM122 16H124V14H123ZM129 16H130V13H129ZM143 16H144V13H143ZM143 16H141V17H143ZM146 16H147V15H146ZM155 16H156V15H155ZM74 17H75V16H74ZM94 17H95V15H94ZM99 17H101V14H100ZM110 17H111V16H110ZM125 17H126V16H125ZM127 17H128V16H127ZM144 17H145V16H144ZM163 17H164V15H163ZM170 17H171V16H170ZM16 18H17V17H16ZM27 18H28V17H27ZM27 18H26V19H27ZM29 18H30V17H29ZM35 18H36V17H35ZM122 18H123V17H122ZM137 18H138V17H136V19H137ZM42 19L44 20V19H46V18H42ZM49 19H50V18H49ZM77 19H78V18H77ZM80 19H79V20H80ZM90 19H91V18H90ZM117 19H118V18H117ZM128 19H129V18H128ZM130 19H132V18H130ZM142 19H144V18H141L140 20L142 21ZM170 19H171V18H170ZM175 19H177V18H175ZM19 20H20V18H19ZM21 20H23V18H21ZM35 20H36V19H34V21H35ZM46 20H47V19H46ZM46 20H45V21H46ZM107 20H108V18H107ZM113 20H114V19H113ZM132 20H133V19H132ZM134 20H135V18H134ZM134 20H133V21H134ZM145 20H146V19H145ZM148 20H149V19H148ZM152 20H155V18L152 19ZM161 20H162V18H161ZM182 20H183V19H182ZM23 21H24V20H23ZM23 21H22V22H23ZM28 21H30V20H28ZM34 21H32V22H34ZM37 21H40V20H37ZM80 21H81V20H80ZM137 21H138V20H137ZM156 21H157V20H156ZM172 21H173V20H172ZM17 22H18V20H17ZM17 22H15V23H17ZM19 22H20V21H19ZM25 22H26V20H25ZM35 22H36V21H35ZM43 22H44V21H43ZM46 22H48V21H46ZM49 22H50V24H52L53 20H52V21H49ZM85 22H86V20H85ZM96 22H97V21H96ZM99 22H100V21H99ZM113 22H114V21H113ZM129 22H130V21H129ZM138 22H139V21H138ZM145 22H146V21H145ZM147 22H149V21H147ZM153 22H154V21H153ZM181 22H182V21H181ZM15 23H14V24H15ZM26 23H27V24H26ZM26 23L23 24V27H24V28H25V26H24L25 24H26V26L28 25L27 27H29L28 22H26ZM30 23H31V21H30ZM44 23H45V22H44ZM44 23H42V21H41V23L39 22L40 25H41V24H44ZM79 23H80V22H79ZM81 23H82V22H81ZM92 23H93V22H92ZM121 23H122V22H121ZM123 23H124V22H123ZM132 23H133V22H132ZM132 23H129V24L132 25ZM134 23H135V22H134ZM150 23H151V22H150ZM158 23H159V22H158ZM164 23H165V22H164ZM172 23H173V22H171V24H172ZM183 23H184V22H183ZM35 24H36V23H35ZM39 24H38V25H39ZM54 24H55V23L53 22V26H54ZM57 24H58V23H57ZM57 24H55V26H56ZM86 24H87V23H86ZM98 24H99V23H98ZM135 24H136V23H135ZM153 24H154V23H153ZM161 24H163V23H161ZM165 24H167V23H165ZM179 24H180V22H179ZM21 25H22V24L19 23L18 26H20L21 28H23ZM40 25H39V26H40ZM91 25H92V24H91ZM126 25H127V23H125V25H123V26H124V27H127L128 25H127V26H126ZM130 25L128 26V28H132V27H130ZM176 25H177V22H176ZM176 25H175V26H176ZM189 25H190V24H189ZM226 25H227V24H226ZM15 26H17V25H15ZM31 26H32V24H31ZM33 26H34V25H33ZM36 26H37V25H36ZM39 26H37V28H38ZM42 26H43V25H42ZM42 26H40L38 30L41 31ZM45 26H46V25H45ZM49 26H50V25H49ZM49 26H48V27H49ZM78 26H80V25L78 24ZM81 26L84 27V26H86V25L83 24V25H81ZM81 26H80V28H78V31H79V29H80V30L82 29ZM92 26H93V25H92ZM92 26H91V27H92ZM110 26H112V25H110ZM110 26H109V27H110ZM115 26H116V25H115ZM118 26H119V25H118ZM133 26H134V25H133ZM139 26H140V25H139ZM144 26H145V25H144ZM151 26H152V25H151ZM158 26H159V25H158ZM161 26H163V25H161ZM167 26H168V25H167ZM167 26H166V28H167ZM172 26H173V24H172ZM177 26H178V25H177ZM179 26H180V25H179ZM51 27H52V25H51ZM56 27H57V26H56ZM58 27H59V26H58ZM58 27H57V29H56V32H57L58 29H60V28H58ZM87 27H88V25H87ZM94 27H95V26H94ZM124 27H123V29H124ZM134 27L137 28L136 25H135ZM148 27H149V26H148ZM148 27H147V28H148ZM156 27H157V26H156ZM226 27H228V26H226ZM13 28H14V27H13ZM17 28H18V27H16V30H17ZM30 28H31V27H30ZM30 28H28V29H30ZM37 28H36V29H37ZM43 28L46 29L47 26H46V28H45V27H43ZM49 28H50V27H49ZM49 28H48V29H49ZM63 28H64V27H63ZM92 28H93V27H92ZM106 28H107V27H106ZM138 28H139V27H138ZM145 28H146V27H145ZM158 28H159V27H158ZM182 28H183V27H182ZM28 29H26V32H27ZM36 29H35V28H34V29L31 28L30 32L35 30L34 32L37 33L36 31H38V30H36ZM114 29H115V28H114ZM150 29H151V28H150ZM160 29L162 30V28H160ZM20 30H21V29H20ZM22 30L24 31L25 29H22ZM42 30H43V29H42ZM51 30H52V29H51ZM54 30H55V29H54ZM62 30H63V29H62ZM75 30H77V27H76ZM82 30H83V29H82ZM121 30H122V29H121ZM131 30H132V29H131ZM134 30H135V28H134ZM148 30H149V29H148ZM155 30H156V29H155ZM158 30H159V29H158ZM164 30H165V29H164ZM169 30H170V29H169ZM169 30H168V31H169ZM172 30H173V27H172ZM177 30H178V29H177ZM181 30H182V29H181ZM17 31H19V30H17ZM28 31H29V30H28ZM44 31H45V30H44ZM46 31L48 32V31H50V29H49V30L46 29ZM83 31H84V30H83ZM89 31H90V30H89ZM116 31H117V30H116ZM119 31H120V29H119ZM119 31H118V32H119ZM142 31H143V30H142ZM162 31H163V30H162ZM162 31H161V32H162ZM165 31H167V30H165ZM184 31H185V30H184ZM1 32L3 33L4 30L1 31ZM6 32H7V31H6ZM6 32H5V33H6ZM10 32H11V31H10ZM12 32H13V30H12ZM14 32L16 33L15 30H14ZM21 32H22V31H21ZM53 32H54V31H53ZM59 32H61V31H59ZM79 32H81V31H79ZM79 32H78V33H79ZM85 32H87V31H85ZM112 32L114 33V31H112ZM154 32H155V31H154ZM154 32H153V33H154ZM169 32H170V33H173V32H171V31H169ZM176 32H179V34H181L180 32H182V31L178 30V31H176ZM19 33H20V32H19ZM24 33H25V32H24ZM35 33H34V34H35ZM51 33H52V31H51ZM54 33H55V32H54ZM57 33H58V32H57ZM68 33H69V32H68ZM74 33H75V32H74ZM108 33H109V32H108ZM110 33H111V32H110ZM129 33H131V32H129ZM138 33H139V32H137V34H138ZM144 33H145V32H144ZM147 33H149V32L147 31ZM156 33H158V32H156ZM163 33H164V32H163ZM165 33H167V36L169 35L168 32H165ZM165 33H164V34H165ZM174 33H175V32H174ZM8 34H9V32H8ZM8 34H6V35H7V39H9V38H8ZM32 34H33V33H32ZM39 34H40V33H39ZM43 34H44V36H45V34H47V33H43ZM49 34H50V33H48L47 35L49 36ZM76 34H77V32H76ZM81 34H82V32H81ZM86 34H87V33H86ZM102 34H103V33H102ZM126 34H127V33H126ZM132 34H133V33H132ZM140 34H141V33H140ZM140 34H139V35H140ZM159 34H160V33H159ZM164 34H163V35H164ZM179 34H178V35H179ZM13 35H14V34L12 33L11 36H13ZM16 35H17V34H15V37H16ZM37 35H38V34H37ZM40 35H42V33H41ZM53 35H54V34H53ZM56 35H57V34H56ZM59 35H60V34H59ZM72 35H73V34H72ZM89 35H90V34H89ZM94 35H95V34H94ZM100 35H101V34H99V36H100ZM111 35H113V34H111ZM115 35H116V34H115ZM124 35H125V34H124ZM134 35H136V34H134ZM155 35H156V34H154V36H155ZM163 35H162V36H163ZM178 35H177V36H178ZM0 36H1V35H0ZM4 36H5V35H4ZM4 36H2V37H4ZM27 36H28V34H27ZM29 36H30V35H29ZM34 36H35V35H34ZM63 36H64V35H63ZM81 36H82V35H81ZM81 36H80L79 39H81ZM83 36H84V35H83ZM132 36H133V35H132ZM145 36H146V35H145ZM149 36H150V35H148L147 39L149 38ZM156 36H157V35H156ZM160 36H161V34H160ZM160 36H159V37H160ZM162 36H161V37H162ZM167 36H166V37H167ZM170 36H172V34H170ZM177 36H176V37H177ZM5 37H6V36H5ZM19 37H20V35L18 36V38H19ZM21 37H22V35H21ZM24 37L26 38V33L24 34ZM30 37H31V36H30ZM32 37H33V35H32ZM35 37H36V36H35ZM59 37H60V36H57V39H58ZM61 37H62V34H61ZM61 37L59 38V41H61V40H60V39H62ZM76 37H77V36H76ZM85 37H86V35H85ZM87 37H88V36H87ZM89 37H90V36H89ZM117 37H118V34H117L116 38H117ZM120 37H121V36H120ZM123 37H124V36H122V39H124V41H126L125 38H123ZM140 37H141V35H140ZM142 37H143V36H142ZM150 37H151V36H150ZM152 37H153V35H152ZM166 37H165V38H166ZM182 37H183V36H182ZM10 38H11V37H10ZM13 38H14V37H13ZM18 38H17V39H18ZM28 38H29V37H28ZM42 38H43V37H42ZM44 38H45V37H44ZM49 38H50V37H49ZM49 38H48V39H49ZM52 38H53V36H52ZM116 38H115V40H116ZM143 38H144V37H143ZM154 38H155V37H154ZM156 38H157V37H156ZM156 38H155V39H156ZM170 38H171V37H170ZM170 38H169V39H170ZM173 38H174V36H173L171 39L174 40ZM191 38H192V37H190V39H191ZM0 39H1V37H0ZM20 39H21V38L18 39L19 42H20ZM30 39H31V38H30ZM30 39H29V40H26V39H25V40H26L27 42L30 43V41H31L32 39L34 40V37H33L31 40H30ZM36 39H38V38H36ZM36 39H35V40H36ZM39 39H40V36H39ZM39 39H38V40H39ZM50 39H51V38H50ZM50 39H49V42H51V41L54 42V40H51V41H50ZM53 39H55V36H54ZM72 39H73V38H72ZM77 39H78V38H77ZM83 39H84V37H82L81 40H83ZM103 39H105L104 36H103L102 40H103ZM112 39H113V38H112ZM126 39H127V38H126ZM138 39H139V38H138ZM158 39H160V38H158ZM158 39H157V40H158ZM166 39H167V38H166ZM178 39H179V38H178ZM180 39H181V41H182V38H181V37H180ZM180 39H179V40H180ZM15 40H16V39H15ZM42 40H43V39H41V41H42ZM85 40L87 41L86 38H85ZM85 40H84L83 43H85ZM89 40H90V39H89ZM99 40H100V39H99ZM109 40H111V39H109ZM136 40H137V39H136ZM162 40H164V38H163ZM183 40H184V39H183ZM185 40H186V39H185ZM1 41H2V40H1ZM5 41H6V40H4V43H5ZM7 41H9V42L13 41V42H14V40H13L12 38H11V41H10V39L7 40ZM16 41H17V40H16ZM57 41H58V40H57ZM75 41H76V39H75ZM90 41H91V40H90ZM105 41H106V40H105ZM112 41H113V40H112ZM151 41H152V40H151ZM160 41H161V39H160ZM160 41H159V42H160ZM164 41H165V40H164ZM164 41H163V42H164ZM176 41H177V39H176ZM176 41H175V42H176ZM13 42H11V43H13ZM19 42H18V43H19ZM21 42L23 43V40H21ZM42 42H43V41H42ZM49 42L47 41L48 44H50ZM73 42H74V41H73ZM87 42H88V41H87ZM102 42H103V41H102ZM107 42H108V41H107ZM161 42H162V41H161ZM167 42H168V41H167ZM169 42H170V41H169ZM169 42H168V43H169ZM186 42H188V41L186 40ZM4 43H2V44L4 45ZM15 43H16V42H15ZM18 43H16V44H18ZM59 43H60V42H58V43L56 42L57 45H58ZM95 43H96V42H95ZM98 43H99V41H98ZM116 43H117V41H116ZM118 43H119V40H118ZM120 43H121V42H120ZM124 43H126V42H124ZM164 43L166 44V42H164ZM173 43H174V42H172L171 44H173ZM179 43H180V41H179ZM224 43H225V42H224ZM244 43H245V42H244ZM2 44H0V45H2ZM6 44H7V43H6ZM9 44H10V43H9ZM35 44H36V42H34L33 46H36V47H37V45H35ZM54 44H55V42H54ZM56 44H55V45H56ZM79 44H80V43H79ZM113 44H114V43H113ZM113 44H112V45H113ZM139 44H140V43H139ZM144 44H145V43H144ZM150 44H151V43H150ZM154 44H155V43H154ZM160 44H162V43H160ZM247 44H248V43H247ZM12 45H13V44H12ZM20 45H21V47H22V44H20ZM23 45H26V43H24ZM27 45H28V44H27ZM27 45H26V46H27ZM46 45H47V44H46ZM46 45L44 44L45 47H46ZM51 45H52V43H51ZM55 45H54V46H55ZM81 45H82V44H81ZM87 45H88V43H87ZM91 45H92V43H91ZM93 45H94V44H93ZM95 45H96V44H95ZM110 45H111V44H110ZM168 45L170 46V43H169ZM180 45H181V44H180ZM17 46H19V45H17ZM33 46H32V49H33ZM59 46H60V45H59ZM71 46H72V42H71ZM106 46H107V44H106ZM120 46H122V44H121ZM124 46H125V45H124ZM151 46H152V45H151ZM155 46H156V45H155ZM155 46H154V47H155ZM169 46H168V47H169ZM171 46H172V45H171ZM171 46H170V47H171ZM248 46H249V45H248ZM2 47H3V46H2ZM15 47H16V45H15ZM24 47H25V46H24ZM27 47H29V45H28ZM27 47H26V48H27ZM30 47H31V46H30ZM36 47H34V48H36ZM49 47H51V46L49 45ZM90 47H91V46H90ZM113 47H114V46H113ZM134 47H135V46H134ZM143 47H144V46H143ZM163 47H165V46H163ZM166 47H167V46H166ZM174 47H175V45L173 44L172 49H173ZM176 47H177V46H176ZM10 48H11V46L9 45V48H8V49L10 50ZM18 48H20V47H18ZM18 48H17V49H18ZM56 48H57V47H56ZM110 48H111V47H110ZM121 48H122V47H121ZM124 48H125V47H124ZM128 48H129V46H128ZM132 48H133V46H132ZM0 49H1V48H0ZM2 49H3V48H2ZM17 49L15 48V50H17ZM27 49H28V48H27ZM51 49H52V48H51ZM71 49H72V48H71ZM74 49H75V47H74ZM77 49H78V46H77ZM138 49L141 50V48H138ZM138 49H137V50H138ZM154 49H155V48H154ZM159 49H161V46H159ZM18 50H20V49H18ZM18 50H17V51H18ZM21 50L25 52V50H24L23 48H22ZM34 50H35V49H34ZM37 50H38V49H37ZM44 50H45V49H43V51H44ZM49 50H50V49H49ZM62 50H64V48H63ZM84 50H85V49H84ZM112 50H114V49H112ZM117 50H118V49H117ZM135 50H136V49H135ZM143 50H144V49H143ZM146 50H147V49H146ZM164 50H165V48H164ZM167 50H168V49H167ZM179 50H180V48H179ZM179 50H178V51H179ZM220 50H221V49H220ZM1 51H2V50H1ZM3 51H4V50H3ZM11 51H12V49H11ZM13 51H14V50H13ZM41 51H42V50H41ZM41 51L39 52L40 54L43 53V52L41 53ZM54 51H55V50H54ZM57 51H59V48H58ZM57 51H56V53H57ZM70 51H71V50H70ZM79 51H80V50H79ZM82 51H83V50H82ZM87 51H88V50H87ZM108 51H109V50H108ZM127 51H128V50H127ZM131 51H132V50H131ZM154 51H155V50H154ZM157 51H158V50H157ZM171 51H172V50H171ZM14 52H15V51H14ZM14 52H12L13 55L10 54V55H11L10 57L15 56V55H18L19 52H21V51H19V52H18L17 54H15V55H14ZM24 52H23V54H25V53H27V52L30 53V52H33V50L30 51V49H29V50H27V52H25V53H24ZM47 52H48V51H47ZM60 52H62V51L60 50ZM64 52H65V51H64ZM128 52H129V51H128ZM139 52H140V51H139ZM162 52H163V50H162ZM164 52H165V51H164ZM179 52H180V51H179ZM10 53H11V52H10ZM50 53H51V52H50ZM62 53H63V52H62ZM67 53H68V52H66V55H67ZM109 53H110V52H109ZM130 53H131V52H129V54H130ZM146 53H147V52H146ZM160 53H161V52H160ZM170 53H171V52H170ZM172 53H173V51H172ZM1 54H2V52H1ZM60 54H61V53H60ZM60 54H59V56H60ZM69 54H70V53H68V55H69ZM104 54H105V53H104ZM107 54H108V53H107ZM126 54H127V53H126ZM158 54H159V53H158ZM176 54H177V53H176ZM194 54H195V53H194ZM219 54H220V53H219ZM25 55H28V56H29V54H25ZM36 55H37V54H36ZM36 55H35V56H36ZM70 55H71V54H70ZM76 55H77V54H76ZM81 55H82V54H81ZM131 55H132V54H131ZM148 55H149V53H148ZM150 55H151V54H150ZM200 55H201V54H200ZM19 56H21V55H18V57H19ZM22 56H23V55H22ZM38 56H40V55H37V57H38ZM56 56H58V55H56ZM56 56H55V57H56ZM59 56H58V58H59ZM91 56H92V55H91ZM127 56H128V55H127ZM154 56H156V55L154 54ZM160 56H161V55H160ZM166 56L168 57V54H167ZM169 56H170V55H169ZM7 57H8V56H7ZM7 57H6V60H4L5 63L7 62ZM31 57H33L32 54H31ZM31 57H29V58L31 59ZM71 57H72V56H71ZM79 57L81 58V56H79ZM79 57H78V58H79ZM82 57H83V55H82ZM97 57H98V56H96V59H97ZM101 57H102V56H101ZM114 57H115V56H114ZM131 57H132V56H131ZM147 57H149V56H146V58H147ZM151 57H153V53H152V56H151ZM156 57H157V56H156ZM156 57H154V59H157ZM162 57H163V54H162ZM162 57H161V58H162ZM180 57H181V56H180ZM184 57H185V55H184ZM204 57H205V56H204ZM1 58H2V57L0 56V60H1ZM16 58H17V56H16L14 59L16 60ZM22 58H24V57H22ZM75 58H77V57H75ZM78 58H77V59H78ZM111 58H112V56H111ZM119 58H120V57H119ZM134 58H135V57H134ZM146 58H145V59H146ZM161 58H160V60L163 62V59H161ZM199 58H200V57H199ZM2 59H4V58H2ZM8 59H9V57H8ZM10 59H12V58H10ZM10 59L8 60V62L10 61ZM25 59H26V63L28 64V63H29V61H27L28 58H25ZM36 59H39V57L36 58ZM55 59H57V57H56ZM55 59H54V61H55ZM81 59H82V58H81ZM86 59H87V58H86ZM151 59H152V58H151ZM180 59H181V58H180ZM207 59H209V58H207ZM212 59H213V58H212ZM15 60H14V61H15ZM18 60H19V58L17 59V62H16V61H15V62H16V63H18V62L20 63L21 60H19V61H18ZM34 60H35V59H34ZM46 60H47V59H46ZM100 60H101V59H100ZM164 60H165V59H164ZM217 60H218V62H219V59H217ZM14 61H13V63H9V65L16 64ZM30 61H31V60H30ZM41 61H43V60H41ZM56 61H57V60H56ZM56 61H55V62H56ZM75 61H76V60H75ZM80 61H81V60H80ZM115 61H117V60H115ZM138 61H139V60H138ZM149 61H150V60H149ZM200 61H201V59H200ZM8 62H7L6 64H8ZM22 62H23V61H22ZM31 62H33V61H31ZM31 62H30V64H31ZM85 62H86V61H85ZM101 62H102V61H101ZM113 62H114V61H113ZM130 62H131V61H130ZM130 62H129V64H130ZM141 62H142V61H141ZM159 62H160V61H159ZM202 62H203V61H202ZM53 63H54V62H53ZM82 63H83V61H82ZM96 63H97V62H96ZM139 63H140V62H139ZM146 63H147V61H146ZM157 63H158V61H157ZM189 63H190V61H189ZM197 63H198V61H197ZM219 63H220V62H219ZM219 63H218V64H219ZM22 64H25V62H23ZM33 64L36 65V66H38V65H37L38 63H37V64L33 63ZM106 64H107V63H106ZM148 64H149V63H147V64H145V65H148ZM162 64H165V61H164V63H162ZM166 64H167V63H166ZM169 64H170V63H169ZM182 64H183V63H182ZM187 64H188V63H187ZM9 65H7V66H9ZM34 65H33V66H34ZM82 65L85 66L84 64H82ZM97 65H98V63H97ZM107 65H108V64H107ZM109 65H110V64H109ZM136 65H137V64H136ZM140 65H141V64H140ZM23 66H24V65H23ZM25 66H26V64H25ZM27 66H29V64H28ZM40 66H41V65H40ZM40 66H39V68H40ZM51 66H52V65H51ZM63 66L66 67V65H63ZM94 66H95V65H94ZM117 66H119V65H117ZM134 66H135V65H134ZM134 66H133V67H134ZM137 66H138V65H137ZM142 66H143V64H142ZM142 66H141V67H142ZM150 66H151V65H150ZM161 66H162V65H161ZM18 67H19V66H18ZM30 67H31V69H32V66H31V65H30ZM30 67H29V69H30ZM41 67H42V66H41ZM65 67H64V68H65ZM92 67H93V66H92ZM92 67L90 68V70H92ZM135 67H136V66H135ZM147 67H148V66H147ZM158 67H159V66H158ZM39 68L36 67V68H34V70L36 69L35 71H37V70H39ZM96 68L98 69V66H97ZM110 68H111V67H110ZM112 68H113V67H112ZM114 68H116V67H114ZM121 68H122V67H121ZM121 68H120V69H121ZM142 68H143V67H142ZM201 68H202V67H201ZM41 69H42V68H41ZM41 69H40L39 71H41ZM65 69H66V68H65ZM68 69H70V67H69ZM85 69H86V68L84 67V70H85ZM101 69H102V68H101ZM132 69H134V68H132ZM137 69H139V68L137 67ZM144 69H146V67H145ZM182 69H183V68H182ZM219 69H220V68H219ZM66 70H67V69H66ZM81 70H82V68H81ZM86 70H87V69H86ZM111 70H112V69H111ZM117 70H118V69H117ZM117 70H116V71H117ZM146 70H147V69H146ZM2 71H3V70H2ZM27 71H28V69H27ZM35 71H34V72H35ZM61 71H62V70H61ZM93 71H94V70H93ZM114 71H115V70H114ZM123 71H124V69H123ZM137 71H138V70H137ZM140 71H141V69H140ZM193 71H194V70H193ZM199 71H200V70H199ZM29 72H30V71H29ZM62 72H64V70H63ZM73 72H74V71H73ZM102 72H103V71H102ZM105 72H106V71H105ZM110 72L113 73L112 71H110ZM117 72H118V71H117ZM132 72H133V71H132ZM148 72H149V70H148ZM23 73H24V72H23ZM27 73H28V72H27ZM64 73H66V72H64ZM70 73H71V70H70ZM97 73H99V72L97 71ZM100 73H101V72H100ZM111 73H110V74H111ZM130 73H131V72H130ZM135 73H136V72H135ZM161 73H162V72H161ZM179 73H180V72H179ZM179 73H177V74L179 75ZM181 73H182V72H181ZM25 74H26V72H25L24 75H23L24 77L27 75V74H26V75H25ZM35 74H36V73H35ZM35 74L33 75V69H32V72L30 73V75H33V76L35 77ZM67 74H69V73H67ZM71 74H72V73H71ZM146 74H147V73H146ZM153 74H154V73H153ZM169 74H170V73H169ZM36 75H37V74H36ZM59 75H60V73H59ZM61 75H62V73H61ZM69 75H70V74H69ZM72 75H73V74H72ZM115 75H117V74H115ZM137 75H138V74H137ZM137 75H136V76H137ZM142 75H143V74H142ZM226 75H227V74H226ZM28 76H29V75H28ZM28 76H27V77H28ZM37 76H38V75H37ZM37 76H36V77H37ZM62 76H64V74H63ZM94 76H96V75H94ZM123 76H124V75H123ZM139 76H140V74H139ZM147 76H148V75H147ZM147 76H146V77H147ZM201 76H202V75H201ZM250 76H251V75H250ZM24 77H23V78H24ZM66 77H67V76H66ZM73 77H75V76L70 77V78H71V81L74 80ZM102 77H103V76H102ZM163 77H164V76H163ZM178 77H179V76H178ZM223 77H224V75H223ZM246 77H247V76H246ZM246 77H245V78H246ZM0 78H1V77H0ZM25 78H26V77H25ZM29 78H30V77H29ZM53 78H55V77H53ZM57 78H58V75H57ZM64 78H65V77H64ZM72 78H73V80H72ZM98 78H99V77H98ZM104 78H105V77H104ZM109 78H110V77H109ZM113 78H114V76H113ZM124 78H125V76H124ZM247 78H248V77H247ZM118 79H119V78H118ZM133 79H134V78H133ZM137 79H138V77H137ZM147 79H148V78H147ZM187 79H188V78H187ZM18 80H19V79H17V81H18ZM22 80H23V79H22ZM33 80H35V79L33 78ZM33 80H32V81H33ZM62 80H63V79H62ZM64 80H65V79H64ZM64 80H63V81H64ZM76 80H77V78H75L74 81H76ZM93 80H94V79H93ZM96 80H98V79H96ZM102 80H103V79H102ZM104 80H105V79H104ZM120 80H121V79H120ZM124 80H125V81H128V80H126V79H124ZM140 80H141V79H140ZM17 81H16V83H17ZM35 81H36V80H35ZM49 81H52V80H49ZM53 81H54V80H53ZM53 81H52L51 83H53ZM77 81H78V80H77ZM77 81H76V82H77ZM125 81H124V82H125ZM21 82H22V81H21ZM47 82H48V81H47ZM60 82H61V81H60ZM66 82H67V80H66ZM86 82H87V81H86ZM89 82H90V81H89ZM103 82H104V81H103ZM108 82H109V81H108ZM133 82H134V81H133ZM141 82H142V81H141ZM161 82H162V81H161ZM174 82H176V81H174ZM174 82H172V83H174ZM179 82H180V81H179ZM253 82H254V81H253ZM14 83H15V82H14ZM16 83H15V84H16ZM31 83H32V82H31ZM34 83H35V82H34ZM34 83H33V84H34ZM51 83H48V84H49L50 86H51V85L53 86V84H51ZM55 83H56V82H55ZM57 83H58V82H57ZM68 83H69V85H70V81H69ZM71 83H73V82H71ZM77 83H78V82H77ZM84 83H85V82H84ZM84 83H83V84H84ZM110 83H111V82H110ZM129 83H130V82H129ZM139 83H140V82H139ZM145 83H146V82H145ZM147 83H148V82H147ZM147 83H146V84H147ZM162 83H163V82H162ZM181 83H182V82H181ZM208 83H209V82H208ZM234 83H235V82H234ZM240 83H241V82H240ZM15 84H14V85H15ZM35 84H36V87H37V85H39V84H37V82H36ZM35 84H34V85H35ZM64 84H65V83H64ZM64 84H63L62 88L64 87ZM73 84H74V86H75V82H74ZM79 84H80V83H78V84H76V85H79ZM89 84H90V83H89ZM105 84H106V83H105ZM112 84H113V82H112ZM126 84H127V82H126ZM170 84H171V83H170ZM177 84H178V83H177ZM179 84H180V83H179ZM11 85H12V84H11ZM55 85H56V84H55ZM55 85H54V86H55ZM58 85H59V83L57 84V86H58ZM61 85H62V84H61ZM65 85H66V84H65ZM69 85H68V86H69ZM93 85H94V84H93ZM97 85H98V84H97ZM103 85H104V84H103ZM116 85H117V83H116ZM127 85H129V84H127ZM161 85H162V84H161ZM167 85H168V84H167ZM182 85H183V84H182ZM207 85H208V84H207ZM210 85H211V84H210ZM32 86H33V85H32ZM50 86H48V87H50ZM81 86H82V85H80V87H81ZM99 86H100V85H99ZM123 86H124V84H123ZM129 86H130V85H129ZM137 86H139V85H137ZM144 86H145V84H144ZM163 86H164V85H163ZM11 87H13V86H11ZM33 87H34V86H33ZM44 87H45V86H44ZM48 87H47V85H46V88H48ZM60 87H61V86H60ZM76 87H78V86H76ZM76 87H75V88H76ZM86 87H87V84H86ZM96 87H97V86H96ZM117 87H118V85H117ZM117 87H115V88H117ZM134 87H135V86H134ZM134 87H132V88H134ZM150 87H151V86H150ZM159 87H160V86H159ZM169 87H170V86H169ZM179 87H180V86H179ZM179 87H178V89H179ZM233 87H234V85H233ZM252 87H253V86H252ZM65 88H67V87H65ZM70 88H71V87H70ZM105 88H106V87H105ZM146 88H147V87H146ZM151 88H152V87H151ZM4 89H5V88H4ZM13 89H14V87H13ZM13 89H12V90H13ZM44 89H45V88H44ZM50 89H51V87L49 88V90H50ZM53 89H54V87H53ZM57 89H58V88H57ZM57 89H56V90H57ZM73 89H74V88H73ZM80 89H81V88H80ZM80 89H79V90H80ZM90 89H91V87L89 88V90H90ZM95 89H96V88H95ZM109 89H111V87H110ZM113 89H114V88H112V91H113ZM120 89H121V87H120ZM124 89H125V87H124ZM178 89H177V90H178ZM181 89H183V88H181ZM184 89H185V87H184ZM205 89H206V88H205ZM253 89H254V88H253ZM16 90H17V88H16ZM35 90H37V89H35ZM35 90H34V91H35ZM60 90H62V89H60ZM66 90H67V89H66ZM66 90H65V91H66ZM71 90H72V88H71ZM106 90H108V89L106 88ZM106 90H105V91H106ZM118 90H119V89H118ZM121 90H122V89H121ZM125 90H126V89H125ZM136 90H137V88H136ZM229 90H230V89H229ZM247 90H248V89H247ZM32 91H33V89H32ZM34 91H33V92H34ZM62 91H63V90H62ZM65 91H64V92H65ZM68 91H69V88H68ZM68 91H67V93H68ZM72 91H73V90H72ZM72 91H71V92H72ZM74 91L76 92V90H74ZM74 91H73V92H74ZM99 91H100V90H99ZM105 91H104V92H105ZM116 91H117V90H116ZM174 91H175V93H178V91H176V89H174ZM183 91H184V90H183ZM237 91H238V90H237ZM4 92H5V91H4ZM18 92H19V91H18ZM25 92L28 93L27 91H25ZM43 92H44V91L41 92V97H40L39 95H37V97L39 96V99L43 97V96H42V95H43ZM45 92H46V89H45ZM45 92H44V93H45ZM56 92H57V91H56ZM56 92H55V93H56ZM58 92H61V91H58ZM78 92H79V91H78ZM81 92H82V91H81ZM91 92L94 93V92H96V91H91ZM91 92H89L90 94H87V95H91V94H93V93H91ZM97 92H98V90H97ZM97 92H96V93H97ZM104 92H103V93H104ZM130 92H131V88H130ZM133 92H134V91H133ZM138 92H140V91L138 90ZM34 93H35V92H34ZM53 93H54V92H53ZM53 93H52V94H53ZM86 93H87V92H86ZM96 93H95V94H96ZM103 93L100 94V92H98V95L100 94L101 96H103ZM113 93H114V91H113ZM113 93L111 94V92H110V95L108 96L107 92H105V94H107L108 97H111V95H113V96L115 97V95H114ZM116 93H117V92H116ZM116 93H115V94H116ZM140 93H141V92H140ZM180 93H181V90H180ZM185 93H186V92H185ZM185 93H184V94H185ZM204 93H205V92H204ZM225 93H226V92H225ZM10 94H12V93H10ZM20 94L22 95V93H20ZM20 94H19V95H20ZM30 94H31L32 96L34 95V94L31 92V90H30ZM37 94H38V93H37ZM48 94H49V93H48ZM50 94H51V93H50ZM61 94H63V92H62ZM65 94H66V92H65ZM69 94H70V93H69ZM69 94H68V95H69ZM117 94H118V93H117ZM137 94H138V93H137ZM230 94H231V93H230ZM238 94H239V93H238ZM1 95H2V94H1V92H0V99H1ZM31 95H30V96H31ZM63 95H64V94H63ZM71 95H72V96H71ZM71 95H69V96H70V97H73V94H71ZM75 95H77V94H75ZM87 95H86V96H87ZM122 95H123V94H122ZM145 95H146V94H145ZM173 95L175 96V94H173ZM176 95H178V94H176ZM187 95H188V94H187ZM240 95H241V93H240ZM8 96L10 97V95H8ZM24 96H25V95H24ZM32 96H31V97H32ZM35 96H36V95H35ZM52 96H53V95H52ZM55 96H56V95H55ZM61 96H62V95H61ZM69 96H68V97H69ZM77 96L80 97L79 95H77ZM104 96L106 97V95H104ZM113 96H112L111 98H114ZM116 96H117V95H116ZM118 96H119V94H118ZM168 96H169V95H168ZM2 97L4 98L3 95H2ZM9 97H8V98H9ZM20 97H21V96H20ZM27 97L29 98V94H28ZM27 97L25 96V98H27ZM31 97H30V98H31ZM47 97H49V95H48ZM57 97H58V93H57L56 99H57ZM66 97H67V94L64 96V98H66ZM68 97H67V98H68ZM75 97H76V96H75ZM84 97H85V96H84ZM88 97H89V96H88ZM88 97H87V100H88ZM92 97H94V95H92ZM99 97H100V96H99ZM105 97H102V98H105ZM165 97H166V96H165ZM179 97H180V96H179ZM183 97H184V96H183ZM196 97H197V95H196ZM202 97H203V96H202ZM227 97H228V96H227ZM244 97H245V96H244ZM5 98H6V97H5ZM28 98H27V100L24 99L25 101H28V102H25V101L23 100L24 103L21 102V99H20V100L17 99V100H19V101L23 104V107H25V106L28 107V106L30 105V104H29V100H30V99L28 100ZM85 98H86V97H85ZM85 98H84V99H85ZM95 98H97V97H95ZM115 98H116V97H115ZM115 98H114V100H115ZM139 98H140V96H139ZM166 98H167V97H166ZM174 98H175V97H174ZM185 98H186V96H185ZM241 98H243V97H241ZM33 99H34V96H33ZM42 99H43V100L46 99V96H45V98H42ZM47 99H49V98H47ZM47 99H46V100H47ZM50 99H51V96H50ZM54 99H55V98H54ZM71 99H72V98H71ZM77 99H78V98H77ZM84 99H83V95H82V100H84ZM106 99H107V98H106ZM106 99H104V100L102 99V100L104 101V102L102 101L103 104H104L106 101H109V102H110V100H106ZM121 99H122V98H121ZM121 99H120V100H121ZM126 99H128V98H126ZM140 99H142V98H140ZM179 99H180V98H179ZM201 99H202V98H201ZM249 99H250V98H249ZM2 100H3V99H1V101H2ZM35 100H36V99H35ZM43 100H40V101L43 102ZM63 100H64V99H63ZM63 100H62V101H63ZM68 100H69V98H68ZM79 100H80V99H79ZM82 100H80L79 102H77V100H74V102H75V104H76V103H80ZM92 100H94V98H93ZM92 100H91V98H90L89 102L91 101V103H93ZM96 100H97V99H96ZM96 100H94V101H95L94 103H96ZM105 100H106V101H105ZM112 100H113V99H112ZM114 100H113V102L111 101V103H109V104L111 105V104L113 103L112 105H116V103H114V102H115ZM116 100H117V99H116ZM118 100H119V99H118ZM120 100H119V102H120ZM123 100H124V99H123ZM144 100H145V98H144ZM144 100H142V102H143ZM148 100H149V99H147V102H148ZM188 100H189V99H188ZM222 100H223V99H222ZM10 101H12V100L10 99ZM14 101H15V100H14ZM30 101H32V100H30ZM40 101H39V102H40ZM56 101H59V100L57 99ZM56 101H54V102H56ZM60 101H61V100H60ZM124 101H125V100H124ZM124 101H123V102H124ZM129 101H131V100H129ZM129 101H128V102H129ZM178 101H179V100H178ZM190 101H191V100H190ZM204 101H205V100H204ZM234 101H235V100H234ZM3 102H4V101H3ZM35 102H36V101H34V102H32V103H35ZM39 102H38V103H39ZM45 102H46V101H45ZM45 102H43V104H45ZM47 102H48V100H47ZM47 102H46V103H47ZM51 102H52V101H51ZM64 102L66 103V101H64ZM70 102H71V103H74V102H72L71 100H69V102H67V105H68ZM83 102H84V101H83ZM85 102H86V101H85ZM100 102H101V101H100ZM121 102H122V100H121ZM131 102H132V101H131ZM133 102H134V101H133ZM133 102H132V103H133ZM191 102H192V101H191ZM8 103H9V102H8ZM8 103H6V99H5V104H8ZM12 103H13V101H12ZM18 103H19V102L15 103L16 105L13 104V106H16V107H17V104H18ZM25 103H26V104H25ZM27 103H28L29 105H28ZM40 103H41V102H40ZM48 103H49V102H48ZM62 103H63V102H62ZM71 103H70V104H71ZM94 103H93V104H94ZM102 103H101V104H102ZM107 103H108V102H106V104H107ZM134 103H135V102H134ZM136 103H137V102H136ZM174 103H175V102H174ZM224 103H225V102H224ZM227 103H228V102H227ZM229 103H230V102H229ZM236 103H237V102H236ZM10 104H11V102H10ZM35 104H37V103H35ZM52 104L54 105L53 102H52ZM57 104H58V102H57ZM59 104H60V103H59ZM75 104H73L74 107L76 106ZM82 104H83V103H81V105H82ZM87 104H88V103H87ZM123 104H124V103H123ZM126 104H127V103H126ZM129 104H130V103H129ZM138 104H139V103H138ZM138 104H137V105H138ZM168 104H169V103H168ZM211 104H212V103H211ZM222 104H223V103H222ZM0 105H1V104H0ZM11 105H12V104H11ZM39 105H42V104H39ZM67 105H66V106H67ZM73 105H72V106H73ZM79 105H80V104H79ZM95 105H96L95 108L91 106V107L94 108V109L90 108V109H92V111L89 110V112H93V110H95V109L97 110V108H100V109L102 108V107H97L99 104H95ZM104 105H105V104H104ZM104 105H103V108H104ZM110 105H107V106H110ZM120 105H122V103H121ZM120 105L118 104V106H120ZM175 105H176V104H174V106H175ZM178 105H179V104H178ZM183 105H184V104H183ZM187 105H188V104H187ZM220 105H221V104H220ZM237 105H238V104H237ZM8 106H10V105H8ZM18 106H19V105H18ZM30 106H31V105H30ZM49 106H51V105H49ZM58 106H59V105H58ZM60 106H61V105H60ZM62 106H63V107H62ZM62 106H61V108H64L65 105L62 104ZM66 106H65V107H66ZM83 106H85V104H84ZM83 106H82V107H83ZM101 106H102V105H101ZM107 106H105V107H107ZM118 106H116V107H118ZM123 106H124V108H123V107H122V108H123V111H124V109H125V107H126L127 105H126V106L123 105ZM181 106H182V104H181ZM19 107H20V106H19ZM35 107H36V106H35ZM51 107H52V109H53V106H51ZM51 107H49V108L51 109ZM77 107L79 108L80 106H77ZM77 107H75L76 110H77ZM87 107H88V106H86V108H84L85 111L88 110ZM111 107H112V106H111ZM111 107H110V108L107 107V108L112 109V111L118 109V108H116V107H115V108H111ZM136 107H137V106H136ZM136 107H135V108H136ZM146 107H147V106H146ZM170 107H171V106H170ZM183 107H184V106H183ZM192 107H193V106H192ZM195 107H196V106H195ZM6 108H7V106H6ZM11 108H12V106H11ZM29 108H32V107H29ZM29 108H28V109H29ZM33 108H34V106H33ZM33 108H32V109H33ZM38 108H39V107H38ZM42 108H43V107H42ZM42 108H39V109H41V113L43 112V114H45L48 110L46 111V109H44V110L46 111V112H45ZM54 108H55V107H54ZM59 108H60V107H59ZM59 108H56L57 110L53 109V112L58 111ZM61 108H60V109H61ZM67 108H68V106H67ZM72 108H73V107H72ZM103 108H102V109H103ZM107 108H106V109H107ZM119 108H120V107H119ZM130 108H131V107H130ZM142 108H143V107H142ZM142 108H141V109H142ZM173 108H174V107H173ZM176 108H177V107H176ZM181 108H182V107H181ZM190 108H191V107H190ZM219 108H220V107H219ZM231 108H232V107H231ZM247 108H248V107H247ZM2 109H3V108H2ZM9 109H10V108H9ZM9 109H8V111H9ZM13 109H14V108H13ZM13 109H12V110H13ZM15 109H16V108H15ZM15 109H14L13 111H15ZM18 109H19V108H17V110H18ZM22 109H23V108L20 107L21 112L18 110L19 112H16V114H17V113H19V114L21 113L20 115L22 116V111L24 112L27 108H25V109H23V110H22ZM32 109H31V112H32V113L29 112V110H28V114L35 115L36 113L34 112V114H33V111H34V110L32 111ZM47 109H48V108H47ZM52 109H51V110H52ZM60 109H59V110H60ZM69 109L71 110V107H69ZM69 109H66V110H67V113H66V111H64V112H65L66 114H68ZM81 109H82V108H80V111H81ZM100 109H98V111H100V112H98V113H101V115L104 114V113H106V109H104V110H105L104 113H102V110H100ZM113 109H114V110H113ZM132 109H133V107L131 108V110H132ZM138 109H139V108H138ZM178 109H179V108H178ZM209 109H210V108H209ZM240 109H241V108H240ZM260 109H261V108H260ZM12 110L10 109V111H12ZM37 110H38V109H37ZM42 110H43V111H42ZM51 110L48 111V114H49V112H50ZM73 110H74V108H73ZM73 110H72V112H73ZM78 110H79V109H78ZM126 110H129V108H127ZM126 110H125V111H126ZM145 110H146V108H145ZM173 110H174V109H173ZM179 110H180V109H179ZM214 110L216 111V108H215ZM218 110H219V109H218ZM238 110H239V109H238ZM3 111H5V110H3ZM6 111H7V110H6ZM85 111L83 110V112H85ZM120 111H121V110H120ZM120 111H119V110H118V111L116 110V112H114V113H117V112H120ZM123 111H121V112H123ZM133 111H135V110H133ZM138 111H139V110H138ZM206 111H207V110H206ZM26 112H27V111H26ZM26 112H25V114H27ZM51 112H52V111H51ZM51 112H50V113H51ZM58 112H59V114L62 113V114L64 115V113L61 112V110L58 111ZM58 112H57V114H58ZM60 112H61V113H60ZM70 112H71V111H70ZM74 112H75V110H74ZM76 112H77V111H76ZM78 112H79V111H78ZM78 112H77V113H78ZM95 112H96V111H95ZM107 112H108V109H107ZM121 112H120V113H121ZM128 112H129V111H128ZM128 112H127V114H128ZM143 112H144V111H143ZM168 112H169V111H168ZM187 112H188V111H187ZM200 112H202V111H200ZM204 112H205V111H204ZM204 112H203V113H204ZM208 112H209V111H208ZM210 112H211V111H210ZM222 112H223V111H222ZM230 112H231V111H230ZM234 112H235V111H234ZM238 112H239V111H238ZM8 113H11V112H8ZM13 113H15V112H13ZM13 113H12V114H13ZM39 113H40V111H39ZM79 113H80V112H79ZM81 113H82V111H81ZM108 113H109V112H108ZM135 113H136V112H135ZM138 113H139V112H138ZM182 113H183V110H182ZM184 113H185V112H184ZM206 113H207V112H206ZM217 113H218V112H217ZM236 113H237V112H236ZM248 113H249V112H248ZM250 113H251V112H250ZM0 114H1V113H0ZM4 114H5V113H4ZM16 114H14V115H12V116H15ZM53 114H54V113H53ZM53 114H49L50 116H46V117H50V119H51V115L53 116ZM55 114H56V113H55ZM55 114H54V115H55ZM59 114H58V116L60 117ZM62 114H61V116H62ZM66 114H65V117H63V119H60V121L63 122V123H64V120H65L64 118H67L68 115H71V113H70V114H68L67 117H66ZM95 114H96V113H95ZM132 114H133V113H132ZM140 114H141V113H140ZM158 114H159V113H158ZM166 114H167V113H166ZM169 114H170V112H169ZM215 114H216V113H215ZM5 115H7V113H6ZM5 115H3V116H5ZM20 115H19V117H20ZM23 115H24V113H23ZM41 115H42V114H41ZM75 115H76V114H75ZM86 115H87V111H86ZM88 115L90 116L91 114L88 113ZM88 115H87V117H88ZM98 115H99V114H98ZM110 115H111V114H110ZM120 115L122 116V113H121ZM128 115L131 117L130 114H128ZM133 115H134V114H133ZM133 115H132V116H133ZM177 115H178V114H177ZM179 115H180V114H179ZM185 115H186V114H185ZM189 115H190V114H189ZM237 115H238V114H237ZM7 116H9V115H7ZM7 116H6V117H7ZM10 116H11V115H10ZM30 116H31V115H30ZM36 116H37V114H36ZM36 116H34V117L32 116V117L35 118ZM38 116H39V114H38ZM44 116H45V115H44ZM44 116H43V117H44ZM56 116H57V115H56ZM73 116H74V114H73ZM78 116H80V114H79ZM78 116H75V117H78ZM81 116H84V118H85V113H84L83 115L81 114ZM81 116H80V117H81ZM99 116H100V115H99ZM103 116H104V115H103ZM106 116H107V115H106ZM108 116H109V115H108ZM117 116H118V115H117ZM123 116H124V114H123ZM141 116H142V115H141ZM183 116H184V115H183ZM201 116H202V115H201ZM0 117H1V118H5V117H2V115H1ZM16 117H18V116L16 115ZM39 117H40V116H39ZM59 117H58V118H59ZM135 117H136V116L134 115V118H135ZM148 117H149V116H148ZM186 117H187V116H186ZM202 117H203V116H202ZM213 117H214V116H213ZM252 117H253V116H252ZM254 117H255V116H254ZM1 118H0V119H1ZM13 118H15V117H13ZM13 118H12V120H13ZM21 118H22V117H21ZM27 118H31V117L28 116ZM33 118H32V119H33ZM40 118H41V117H40ZM40 118H37L38 121H39V120L41 121ZM54 118H55V117H54ZM54 118H53V119H54ZM70 118H71V117H70ZM72 118H73V117H72ZM72 118H71V119H72ZM81 118H83V117H81ZM84 118H83L82 121H84ZM118 118H119V117H118ZM143 118H144V117H143ZM149 118H150V117H149ZM149 118H148V119H149ZM151 118H152V117H151ZM173 118H174V117H173ZM189 118H191V117H189ZM216 118H217V117H216ZM238 118H239V117H238ZM5 119H6V118H5ZM9 119H10V117H9ZM9 119H8V120H9ZM17 119L20 121L19 118H17ZM22 119H23V118H22ZM32 119H31V122L34 121V120H32ZM35 119H36V118H35ZM37 119H36V120H37ZM45 119H47V118H45ZM73 119H74V118H73ZM73 119H72V120H73ZM77 119H78V118H77ZM79 119H80V118H79ZM138 119H140V115H139V118H138ZM177 119H178V118H177ZM195 119H196V118H195ZM202 119H203V118H202ZM209 119H210V118H209ZM212 119H213V118H212ZM235 119H236V118H235ZM247 119H248V118H247ZM1 120H2V119H1ZM6 120H7V119H6ZM6 120H5V121H6ZM14 120H16V119H14ZM26 120H27V119H26ZM28 120H29V122H30V119H28ZM48 120H49V119H48ZM67 120L69 121V117L67 118ZM97 120H98V119H97ZM151 120H152V119H151ZM153 120H154V118H153ZM10 121H11V120H10ZM19 121H18V122H19ZM42 121H44V120H42ZM45 121H46V120H45ZM45 121H44V123H43L44 126H45ZM51 121H52V119H51ZM65 121H66V120H65ZM68 121H67L66 124H68ZM134 121H135V120H134ZM138 121H141V120H138ZM213 121H214V120H213ZM219 121H220V120H219ZM2 122H3V121H2ZM2 122H1V124H2ZM23 122H24V119H23ZM26 122H27V121H25V124H27V126H28L29 124H31V126H32V124H35L34 126H36V124H37V123H35V121L32 122V123H29V122L26 123ZM57 122H59V121H57ZM61 122H60L59 124L62 126ZM71 122H72V121H71ZM132 122H133V119H132ZM135 122H136V121H135ZM141 122L143 123V121H141ZM154 122H155V121H154ZM220 122H221V121H220ZM223 122H224V120H223ZM248 122H249V121H248ZM8 123H9V122H6V123L4 122V124H6V125H7ZM19 123H20V126H21V123H22V122L20 121ZM73 123H74V122H73ZM136 123H137V122H136ZM225 123H226V122H225ZM236 123H237V121H236ZM4 124H3V125H4ZM12 124H16V126H19V124L17 125V122H16V123L12 122ZM22 124H23V123H22ZM39 124H40V123H39ZM48 124H51V123L49 122ZM56 124H58V123H56ZM56 124H55V125H56ZM132 124H133V123H132ZM139 124H140V123H139ZM163 124H164V123H163ZM213 124H214V123H213ZM23 125H24V124H23ZM60 125H59V128H60ZM127 125H128V124H127ZM133 125H134V124H133ZM187 125H188V124H187ZM248 125H249V124H248ZM4 126H5V125H4ZM4 126H3V128H4ZM12 126H14V128L16 129L15 125H12ZM12 126H11V127H12ZM34 126H33V127H34ZM52 126H54V124H52ZM165 126H166V125H165ZM230 126H231V125H230ZM251 126H252V125H251ZM9 127H10V126H9ZM9 127H8V128H9ZM83 127H84V126H83ZM150 127H151V126H150ZM197 127H198V126H197ZM199 127H200V126H199ZM237 127H238V126H237ZM5 128H6V130H7V126H6ZM17 128H18V127H17ZM21 128H23V127L21 126ZM27 128H28V127H27ZM29 128H30V125H29ZM41 128H42V127H41ZM48 128H49V127H48ZM48 128H47V129H48ZM139 128H140V126H139ZM195 128H196V127H195ZM208 128H209V127H208ZM231 128H232V127H231ZM256 128H257V126H256ZM0 129H1V128H0ZM15 129H14V130H15ZM18 129H19V128H18ZM34 129H35V128H34ZM55 129H56V127H55ZM57 129H58V128H57ZM57 129H56V130H57ZM123 129H124V128H123ZM157 129H158V128H156V130H157ZM3 130H5V129H3ZM9 130H10V128H9ZM23 130H24V129H23ZM28 130H29V129H28ZM53 130H54V129H53ZM53 130H52V128H51L50 133H51V132L53 133ZM149 130H150V129H149ZM197 130H198V129H197ZM10 131H11V130H10ZM12 131H13V127H12ZM16 131H17V130H16ZM25 131H26V130H25ZM25 131H24V132H25ZM29 131H30V130H29ZM29 131H28V132H29ZM31 131H32V130H31ZM31 131H30V132H31ZM38 131H39V130H38ZM40 131H41L40 134H42V133L44 132V129H43V130H40ZM46 131H47V133H48V130H46ZM139 131H140V130H139ZM139 131H137V132H139ZM0 132H1V130H0ZM4 132H5V131H4ZM6 132H7V131H6ZM30 132H29V133H30ZM35 132H37L36 130L34 131V134L37 135V133H35ZM88 132H89V131H88ZM232 132H233V131H232ZM15 133H16V132H15ZM18 133H21V131L19 130ZM25 133H26V134L28 135V137H29V134L27 133V131H26ZM32 133H33V132H32ZM38 133H39V132H38ZM44 133H45V132H44ZM54 133H55V132H54ZM54 133H53V134H54ZM56 133L58 134L57 131H56ZM56 133H55V134H56ZM134 133H136V131H135ZM157 133H158V131H157ZM222 133H223V132H222ZM254 133H255V132H254ZM5 134H6V133H5ZM8 134H10L9 131H8ZM12 134H13V133L11 132V135H12ZM16 134H17V133H16ZM23 134H24V133H23ZM34 134H32V135L30 134V136H33ZM83 134H84V133H83ZM129 134H130V133H129ZM129 134H125V135L127 136V135H129ZM159 134H160V133H159ZM220 134H221V133H220ZM2 135H3V139H4V137H6V139H7L8 136H4V133H3ZM6 135H7V134H6ZM17 135H18V134H17ZM19 135H20V134H19ZM19 135H18V137H19ZM27 135H26V136H27ZM36 135H34V137H36ZM38 135H39V134H38ZM131 135H132V134H131ZM134 135H135V134H134ZM139 135H140V134H139ZM141 135H142V133H141ZM15 136H16V135H15ZM24 136H25V135H24ZM26 136H25V137H26ZM51 136H52V134H51ZM93 136H95V135H93ZM136 136H137V135H136ZM146 136H147V135H146ZM197 136H198V134H197ZM215 136H216V135H215ZM225 136H226V135H225ZM236 136L238 137V135H236ZM1 137H2V136H1ZM9 137H10V135H9ZM13 137H14V134H13ZM20 137H21V135H20ZM34 137H30V139H28L29 142H30V141L32 140V138H34ZM38 137L41 138V137H43V135H39ZM44 137H45V136H44ZM55 137H57V136L55 135L54 138H55ZM168 137H169V136H168ZM203 137H204V136H203ZM245 137H246V136H245ZM11 138H12V137H11ZM23 138H24V137H23ZM36 138H37V137H36ZM46 138H49V135H48V137L46 136L45 139H46ZM143 138H144V135H143ZM185 138H186V137H185ZM190 138H191V137H190ZM201 138H202V137H201ZM205 138H207V137H205ZM243 138H244V137H243ZM6 139H5V140H6ZM25 139H26V138H25ZM25 139H24V141H25ZM41 139L44 140V138H41ZM41 139H38V141L40 142ZM49 139H51V138H49ZM55 139H56V138H55ZM133 139H134V138H133ZM135 139H136V138H135ZM166 139H167V138H166ZM0 140H2V138H1ZM5 140H4V142H6ZM28 140H26L25 142L27 143ZM47 140H48V139H47ZM58 140H59V138H58ZM213 140H214V139H213ZM245 140H246V139H245ZM250 140H251V139H250ZM7 141H9V140H7ZM41 141H42V140H41ZM45 141H46V140H45ZM55 141H56V140H55ZM71 141H73V140H71ZM96 141H97V140H96ZM2 142H3V141H2ZM4 142H3V143H4ZM31 142H34V143H35V144L33 143L34 145H30L31 147L29 146L31 149H33L34 146H39L38 143L36 144L37 141L35 142V140H34V141H31ZM31 142H30V144H32ZM47 142H48V141H47ZM49 142H52V141H49ZM57 142H58V144H59L61 141H60V142L57 141ZM194 142H195V141H194ZM217 142H218V141H217ZM232 142H233V141H232ZM0 143H1V141H0ZM15 143H16V142H15ZM15 143H13V145H14ZM17 143H19L20 145H22V144H23V141H22V144H21L20 142H17ZM42 143H43V141H42ZM55 143H56V142H55ZM68 143H69V142H68ZM76 143H77V142H76ZM76 143H75V144H76ZM201 143H203V142H201ZM222 143H223V142H222ZM8 144H9V143H8ZM8 144L5 143V145H7V146H8ZM10 144H11V143H10ZM10 144H9V146H10ZM44 144H45V143H44ZM48 144H49V143H48ZM51 144H52V143H51ZM53 144H54V142H53ZM58 144H57V145H58ZM60 144H61V143H60ZM72 144H73V143H72ZM72 144H71V145H72ZM204 144H205V143H204ZM3 145H4V144H3ZM66 145H68V144H66ZM71 145H69V148L71 147ZM73 145H74V144H73ZM191 145H192V144H191ZM202 145H203V144H202ZM209 145H210V144H209ZM209 145H208V146H209ZM214 145H215V143H214ZM214 145H213V146H214ZM0 146H1V145H0ZM16 146H17V145H16ZM16 146L14 145V147H16ZM24 146H26V144H25ZM32 146H33V147H32ZM44 146H45V145H44ZM54 146H56V145H54ZM59 146H60V145H59ZM62 146L66 147V149H68V147L64 145V142H63V145H62ZM187 146H188V145H187ZM3 147H4V146H3ZM10 147H11V146H10ZM10 147H9V149H11V150H9V149L7 148V149H8V152H10V151L13 152V151H12V147H11V148H10ZM29 147H28V149H29ZM41 147H42V145H41ZM64 147H63V148H64ZM78 147H79V146H78ZM170 147H171V146H170ZM201 147H202V146H201ZM221 147H222V146H221ZM221 147L219 148L220 151H222V150H221ZM4 148H5V147H4ZM16 148L20 149V146H19V147H16ZM16 148H15V149H16ZM39 148H40V147H39ZM53 148L55 149V147H53ZM59 148H60V147H59ZM59 148L57 149V147H56V149H57V150H56L57 154L54 155L53 157H57L59 153H61V155L63 154L62 151L58 153ZM63 148H61L60 150H62ZM79 148H80V147H79ZM150 148H151V147H150ZM160 148H161V147H160ZM164 148H165V147H164ZM197 148H198V147H197ZM199 148H200V147H199ZM202 148H203V147H202ZM202 148H201V149H202ZM216 148H217V146H216ZM235 148H236V147H235ZM1 149H3L2 146H1ZM1 149H0V150H1ZM7 149H4V150H7ZM23 149L25 150V148H24L23 145H22V152H23ZM28 149L26 148L25 151H27ZM31 149H30V151H31ZM201 149H200V150H201ZM205 149H206V148H205ZM233 149H234V148H233ZM13 150H14V149H13ZM38 150H39V149H38ZM44 150H45V147H44ZM44 150H43V151H44ZM60 150H59V151H60ZM69 150H70V149H69ZM152 150H153V149H152ZM163 150H164V149H163ZM223 150H225V149L223 148ZM228 150H229V149H228ZM34 151H35V149H34ZM43 151H41V152H43ZM45 151H46V150H45ZM63 151H64V155H62V156H64V157L66 158V155H65V154H67V151H65V150H63ZM203 151H204V150H203ZM220 151H219V152H220ZM243 151H244V150H243ZM0 152H2V151H0ZM3 152H4V151H3ZM5 152H6V151H5ZM8 152H7V153H8ZM14 152H17V150L14 151ZM27 152H29V151H27ZM31 152H32V151H31ZM39 152H40V150H39ZM207 152H208V151H207ZM214 152H215V151H214ZM216 152H218V151L216 150ZM216 152H215V153H216ZM248 152H249V151H248ZM248 152H247V153H248ZM7 153H5V154L2 153V154H3V155H6ZM35 153H36V151H35ZM35 153H34V154H35ZM37 153H38V152H37ZM153 153H154V152H153ZM210 153H211V152H210ZM232 153H233V151H232ZM2 154L0 153L1 156H3ZM19 154H21V151L19 152ZM22 154H24V152H23ZM29 154H30V152H29ZM31 154H32V153H31ZM34 154H33V156H34ZM44 154H45V152H44ZM44 154H43V155H44ZM47 154L50 155L49 153H47ZM47 154H46V155H47ZM191 154H192V153H191ZM191 154H190V156H188V158L191 157V156L193 155V154H192V155H191ZM195 154H196V153H195ZM9 155H10V154H8V156H9ZM11 155H16V154L12 153ZM17 155H18V154H17ZM17 155H16V156H17ZM24 155H26L27 157H31V155L28 156V154H24ZM46 155H45V156H46ZM48 155H47V156H48ZM68 155L70 156V152H68ZM154 155H155V154H154ZM156 155H157V154H156ZM204 155H206V154H204ZM215 155L217 156V154H215ZM219 155H220V154H219ZM221 155H222V154H221ZM1 156H0V159H3V161H4V158H2ZM26 156H25V157H26ZM40 156H41V155H40ZM59 156H60V154H59ZM62 156L57 157V158H61ZM148 156H149V155H148ZM172 156H173V155H172ZM235 156H236V155H235ZM18 157H22V156H21V155H20V156L18 155ZM38 157H39V156H38ZM38 157L35 156V158H37V159H38ZM64 157H63V158H64ZM209 157H210V156H209ZM221 157H224V156H221ZM5 158H6V157H5ZM14 158H16L15 160H17V157H14ZM48 158H52V155H50ZM150 158L152 159V157H150ZM164 158H165V157H164ZM216 158H217V157H216ZM231 158H232V157H231ZM6 159L9 160L10 157H9V158L7 157ZM6 159H5V160H6ZM29 159H30V158H29ZM31 159H33V158H31ZM40 159H41V158H40ZM53 159H54V158H53ZM53 159H49V161H51V160H53ZM145 159H146V158H145ZM213 159L215 160V157H214ZM11 160H12V162H13L14 159H11ZM11 160H9V161L11 162ZM18 160H19V159H18ZM20 160H21V159H20ZM34 160H35V163H36L37 165L33 162V160H32V161L29 160V161L33 162L36 166H38L39 164H41L40 161L38 162V163H39V164H38V163L36 162V159H34ZM55 160H56V158H55ZM75 160H76V159H75ZM83 160H84V159H83ZM143 160H144V159H143ZM167 160H168V158H167ZM240 160H241V159H240ZM9 161H7V162L9 163ZM71 161H72V160H71ZM131 161H132V160H131ZM145 161H146V160H145ZM150 161H151V160H150ZM157 161H158V160H157ZM200 161H201V160H200ZM228 161H229V160H228ZM1 162H2V161H1ZM1 162H0V163H1ZM4 162H5V161H4ZM18 162H19V161H17L16 163H18ZM25 162H26V161H25ZM25 162L23 163L24 165H25ZM27 162H28V161H27ZM44 162H45V161H44ZM54 162H55V161H54ZM56 162L58 163L59 161H56ZM161 162H162V161H161ZM220 162H221V161H220ZM220 162H219V163H220ZM8 163H6V164H8ZM13 163H14V165H15V161H14ZM29 163H30V162H29ZM33 163H32V165L34 166ZM130 163H131V162H130ZM144 163H145V162H144ZM191 163H192V162H191ZM19 164H20V163H19ZM19 164H18L17 166H19ZM21 164H22V163H21ZM27 164H28V163H26V165H27ZM145 164H146V163H145ZM192 164H193V163H192ZM192 164H191V165H192ZM2 165H3V163H2ZM2 165H0V166H2ZM10 165H12V164H10ZM14 165H12V169H13V166H14ZM24 165H23V167H22V166H21V167L24 168V167L26 166V165H25V166H24ZM30 165H31V164H30ZM32 165H31V167H32ZM53 165H55L54 167L56 168V165H57V164H54V163H53ZM61 165H63V164H61ZM130 165H131V164H130ZM162 165H164V164H162ZM205 165H206V164H205ZM205 165H204V166H205ZM212 165H213V164H212ZM4 166L6 167V165H4ZM27 166H28V165H27ZM51 166H52V165H51ZM67 166H68V163H67ZM131 166H132V165H131ZM222 166H223V165H222ZM7 167H8V165H7ZM52 167H53V166H52ZM52 167H51V168H52ZM171 167H172V166H171ZM202 167H203V166H202ZM216 167H217V166H216ZM220 167H221V166H220ZM9 168H11V167L9 166ZM9 168H8V169H9ZM38 168H40V166H39ZM69 168H70V167H69ZM243 168H246V167H243ZM19 169H20V167H19ZM32 169H33V171H34V170L36 171V168H35V169L32 168ZM140 169H141V168H140ZM192 169L194 170V168H192ZM234 169H235V168H234ZM1 170H2V167H1ZM17 170H18V168L16 169V167H15V171H17ZM22 170H23V169H22ZM22 170H21V171H22ZM29 170H31V169H29ZM49 170H50V169H49ZM53 170H54V169H52V170L50 171V173H51V172L54 173ZM55 170H56V169H55ZM150 170H151V169H150ZM227 170H228V169H227ZM230 170H231V169H230ZM10 171H11V170H10ZM10 171L8 170L7 173L10 174ZM21 171H20V172H21ZM27 171H28V170H27ZM40 171H41V169H40ZM40 171H39V172H40ZM56 171H58V170H56ZM104 171H105V170H104ZM153 171H154V170H153ZM197 171H198V170H197ZM197 171H195V172H197ZM221 171H222V169H221ZM0 172H1V171H0ZM13 172H14V171H13ZM18 172H19V170H18ZM39 172H38V170L36 171V173H38V174H39ZM47 172H48V171H47ZM193 172H194V171H193ZM25 173H26V172H25ZM34 173H35V172H34ZM48 173H49V172H48ZM55 173H56V172H55ZM57 173H59V172H57ZM57 173H56V174H57ZM155 173H156V172H155ZM211 173H212V172H211ZM213 173H214V172H213ZM245 173H246V171H245ZM12 174H13V173H12ZM14 174H15V172H14ZM16 174H17V173H16ZM40 174H41V173H40ZM145 174H146V173L144 172V175H145ZM150 174H151V173L149 172V175H150ZM198 174H199V173H198ZM226 174H227V173H226ZM240 174H241V173H240ZM5 175H6V174H5ZM7 175H8V174H7ZM17 175H18V174H17ZM17 175H16V176H17ZM31 175H32V174H31ZM49 175H50V174H49ZM58 175H59V174H58ZM149 175L146 174V176H149ZM152 175H154V174H152ZM156 175H157V174H156ZM158 175H159V174H158ZM176 175H177V174H176ZM185 175H186V174H185ZM216 175H217V172H216ZM50 176H51V175H50ZM50 176H48V177H50ZM53 176H56V175L53 174ZM137 176H138V175H137ZM146 176H145V177H146ZM150 176H151V175H150ZM0 177H1V176H0ZM6 177L9 178V176H6ZM13 177L15 178V175H14V176L12 175V178H13ZM34 177H35V176H34ZM151 177H152V176H151ZM155 177H156V176H155ZM155 177H154V178H155ZM176 177H177V176H176ZM186 177H187V176H186ZM232 177H233V175H232ZM238 177H239V176H238ZM249 177H250V176H249ZM10 178H11V177H10ZM10 178H9V179H10ZM31 178H32V177H31ZM37 178L39 179V177H37ZM40 178H41V177H40ZM205 178H206V177H205ZM225 178H226V177H225ZM3 179H5V178H2V181H3ZM72 179H73V178H72ZM86 179H87V178H86ZM147 179H149V178L147 177ZM228 179H229V178H228ZM15 180H16V179H15ZM32 180H33V179H32ZM34 180H35V179H34ZM87 180H88V179H87ZM153 180H154V179H153ZM155 180H156V179H155ZM220 180H221V179H220ZM7 181H9V180L7 179ZM7 181H6V182H7ZM55 181H56V180H55ZM57 181H58V180H57ZM74 181H75V180H74ZM149 181H150V180H149ZM184 181H185V180H184ZM257 181H258V180H257ZM3 182H4V181H3ZM6 182H4V183H6ZM14 182H15V181H12L11 184L14 183ZM77 182H78V181H77ZM77 182H76V183H77ZM147 182H148V181H147ZM168 182H169V181H168ZM193 182H194V181H193ZM217 182H218V181H217ZM8 183H10V182H7V184H8ZM59 183H60V182H59ZM70 183H71V182H70ZM73 183H75V182H73ZM157 183H158V182H157ZM157 183H156V184H157ZM198 183H199V182H198ZM227 183H228V182H227ZM7 184H6V185H7ZM36 184H37V183H36ZM85 184H87V183H85ZM0 185H1V183H0ZM72 185H73V184H72ZM149 185H150V184H149ZM160 185H161V184H160ZM260 185H261V184H260ZM3 186H5V184H3ZM8 186H10V185L8 184ZM12 186H13V185H12ZM179 186H180V184H179ZM196 186H197V185H196ZM144 187H145V186H144ZM158 187H159V186H158ZM199 187H200V185H199ZM1 188H2V187H1ZM1 188H0V189H1ZM4 188H5V187H4ZM7 188H8V187H7ZM7 188H6V189H7ZM160 188H161V187H160ZM190 188H191V187H190ZM201 188H202V187H201ZM227 189H228V188H227ZM1 190H4V189H1ZM142 190H143V189H142ZM199 190H200V189H199ZM202 190H203V189H202ZM207 190H208V189H207ZM136 191H137V190H136ZM159 191H160V190H159ZM187 191H188V190H187ZM216 191H217V190H216ZM226 191H227V190H226ZM0 192H1V191H0ZM5 192H6V191H5ZM5 192H4V193H5ZM8 192H9V191L7 190L6 193L8 194ZM167 192H168V191H167ZM1 193H3V192H1ZM4 193H3V194H4ZM137 193H138V192H137ZM179 193H180V192H179ZM215 193H216V192H215ZM201 194H202V193H201ZM30 195H31V194H30ZM191 195H193V194H191ZM4 196H5V195H4ZM4 196H3V197H4ZM80 196H81V195H80ZM166 196H167V193H166ZM174 196H175V194H174ZM205 196H206V195H205ZM0 197H1V196H0ZM183 197H184V196H183ZM168 198H169V197H168ZM193 198H195V197H193ZM166 199H167V198H166ZM174 199H175V198H174ZM178 199H179V198H178ZM191 199H192V198H191ZM47 200H48V199H47ZM79 200H80V198H79ZM179 200H180V199H179ZM181 200H182V199H181ZM194 200H195V199H194ZM226 200H227V199H226ZM44 201H45V199H44ZM162 201H163V200H162ZM167 201H168V200H167ZM167 201L165 200V202H167ZM169 201H170V200H169ZM171 201H172V200H171ZM192 201H193V200H192ZM192 201H190V202H192ZM197 201H198V200H197ZM81 203H82V202H81ZM98 203H99V202H98ZM169 203H170V202H169ZM169 203L167 202V204H169ZM194 203H195V202H194ZM57 204H58V203H57ZM59 204H60V203H59ZM162 204H163V203H162ZM173 204H174V203H173ZM183 204H184V203H183ZM190 204H191V203H190ZM192 204H193V203H192ZM192 204H191V206H192ZM199 204H200V203H199ZM203 204H204V202H203ZM1 205H2V204H1ZM164 205H166V204H164ZM170 205H171V203H170ZM256 205H257V204H256ZM90 206H91V205H90ZM183 206H184V205H183ZM194 206H195V205H193V207H194ZM29 207H30V206H29ZM52 207H53V206H52ZM99 207H100V206H99ZM162 207H163V206H162ZM178 207H179V206H178ZM184 207H185V206H184ZM193 207H192V208H193ZM205 207H206V203H205ZM62 208H63V207H62ZM192 208H191V211H192ZM202 208H203V207H202ZM202 208H201V209H202ZM213 208H214V207H213ZM26 209H28V208H26ZM26 209H25V210H26ZM29 209H30V208H29ZM65 209H66V208H65ZM130 209H132V208H130ZM205 209H206V208H205ZM132 210H133V209H132ZM173 210H174V209H173ZM133 211H134V210H133ZM25 212H26V211H25ZM122 212H123V211H122ZM176 212H177V210H176ZM189 212H190V211H189ZM197 212H198V211H197ZM258 212H259V211H258ZM2 213H3V212H2ZM153 213H154V212H153ZM155 213H156V212H155ZM168 213L170 214V212H168ZM121 214H122V213H121ZM204 214H205V213H204ZM209 214H210V213H209ZM226 214H227V213H226ZM46 215H47V214H46ZM57 215H58V214H57ZM80 215H81V214H80ZM164 215H165V214H164ZM175 215H176V214H175ZM185 215H186V213H185ZM222 215H225V214H222ZM29 216H30V215H29ZM40 216H41V215H40ZM48 216H49V215H48ZM52 216H53V215H52ZM62 216H63V215H62ZM120 216H122V215H120ZM218 216H219V215H218ZM237 216H238V214H237ZM14 217H15V216H14ZM57 217H58V216H57ZM82 217H83V216H82ZM147 217H148V216H147ZM150 217H152V216H150ZM156 217H157V216H156ZM192 217H193V215H192ZM1 218H3V217H1ZM23 218H24V217H23ZM41 218H42V217H41ZM59 218H60V217H59ZM61 218H63V217H61ZM64 218H66V217H64ZM127 218H128V217H127ZM166 218H167V217H166ZM171 218H172V217H171ZM224 218H225V217H224ZM242 218H243V217H242ZM11 219H12V218H11ZM67 219H68V218H67ZM85 219H86V218H85ZM87 219H88V218H87ZM183 219H184V218H183ZM192 219H193V218H192ZM243 219H244V218H243ZM14 220H15V219H14ZM14 220H13V221H14ZM31 220H32V219H31ZM40 220H41V219H40ZM120 220H121V219H120ZM156 220H157V219H156ZM160 220H161V219H160ZM193 220H194V219H193ZM204 220H205V219H204ZM240 220H241L242 223H243V221H244L245 219H244V220L240 219ZM19 221H20V220H19ZM25 221H26V220H25ZM44 221H45V219H44ZM172 221H173V220H172ZM172 221H171V222H172ZM181 221H182V220H181ZM190 221H192V220H190ZM195 221H196V220H195ZM211 221H212V220H211ZM27 222H28V221H27ZM36 222H38V220H37ZM46 222H47V221H46ZM46 222H45V224H46ZM68 222H69V220H68ZM143 222H144V221H143ZM150 222H151V221H150ZM161 222H162V221H161ZM168 222H169V221H168ZM39 223H41V222H39ZM39 223H37V224H39ZM66 223H67V222H66ZM162 223H163V222H162ZM10 224H11V223H10ZM148 224H149V223H148ZM150 224H151V223H150ZM154 224H156V223H154ZM228 224H229V222H228ZM240 224H241V223H240ZM30 225H31V224H30ZM34 225H35V224H34ZM158 225H159V224H158ZM160 225H161V224H160ZM180 225H181V224H180ZM200 225H201V224H200ZM209 225H210V224H209ZM40 226H41V225H40ZM42 226H43V225H42ZM67 226H68V225H67ZM69 226H70V225H69ZM143 226H144V225H143ZM143 226H142V227H143ZM172 226H173V225H172ZM187 226H188V225H187ZM194 226H195V224H194ZM224 226H225V225H224ZM230 226H231V225H230ZM234 226H235V225H234ZM147 227H148V226H147ZM179 227H180V226H179ZM211 227H212V226H211ZM237 227H238V226H237ZM65 228H66V227H65ZM145 228H146V227H145ZM159 228H160V226H159ZM169 228H170V226H169ZM197 228H198V227H197ZM215 228H216V227H215ZM52 229H53V228H52ZM59 229H60V228H59ZM177 229H178V228H177ZM195 229H196V227H195ZM209 229H210V228H209ZM30 230H31V229H30ZM154 230H155V229H154ZM154 230H153V231H154ZM156 230H157V228H156ZM163 230H164V229H163ZM169 230H170V229H169ZM179 230H180V229H179ZM210 230H211V229H210ZM258 230H259V229H258ZM137 231H138V230H137ZM142 231H143V230H142ZM148 231L150 232L149 229H148ZM167 231H168V230H167ZM235 231H237V229H236ZM112 232H113V231H112ZM133 232L135 233V231H133ZM169 232H170V231H169ZM197 232H198V231H197ZM211 232H213V231L211 230ZM214 232H215V231H214ZM227 232H228V231H227ZM260 232H261V231H260ZM96 233H97V232H96ZM136 233H137V232H136ZM153 233H154V232H152V234H153ZM155 233H156V232H155ZM157 233H158V231H157ZM195 233H196V232H195ZM12 234H13V233H12ZM16 234H17V233H16ZM57 234H58V233H57ZM171 234H172V232H171ZM209 234H210V233H209ZM78 235H79V234H78ZM135 235H136V234H135ZM138 235H139V234H138ZM149 235H150V234H149ZM157 235H159V234H157ZM181 235H182V234H181ZM181 235H180V236H181ZM194 235H195V234H194ZM212 235H213V234H212ZM228 235H229V234H228ZM259 235H260V234H259ZM27 236H28V235H27ZM68 236H69V235H68ZM70 236H73V235H70ZM70 236H69V239H72ZM76 236H77V235H76ZM150 236H151V235H150ZM154 236H156V235L154 234ZM163 236H164V235H163ZM180 236H179V237H180ZM203 236H204V235H203ZM223 236H224V235H223ZM10 237H11V236H10ZM32 237H33V236H32ZM64 237L66 238V236H64ZM74 237H75V236H74ZM160 237H161V236H160ZM172 237H173V236H172ZM183 237H184V236H183ZM193 237H194V236H193ZM211 237H212V236H211ZM261 237H262V236H261ZM25 238H27V237H25ZM30 238H31V235H30ZM33 238H34V237H33ZM60 238H61V237H60ZM60 238H59V239H60ZM67 238H68V237H67ZM89 238H90V237H89ZM140 238H142V237H140ZM152 238H153V237H152ZM198 238H199V237H198ZM202 238H204V237H202ZM213 238H214V237H213ZM9 239H10V238H9ZM23 239H24V238H23ZM149 239H150V238H149ZM155 239H156V238H155ZM179 239H180V238H179ZM194 239H195V238H194ZM200 239H201V238H200ZM209 239H210V238H209ZM18 240H19V239H18ZM18 240H17V242H18ZM25 240H27V239H25ZM34 240H36V239H34ZM224 240H225V239H224ZM230 240H231V239H230ZM230 240H229V241H230ZM257 240H258V239H257ZM65 241H66V240H65ZM67 241H69V240H67ZM70 241H74V240H70ZM78 241H79V240H78ZM162 241H163V240H162ZM177 241H178V240H177ZM194 241H195V240H194ZM197 241H198V239H197ZM207 241H208V240H207ZM207 241L205 240V242H207ZM221 241H222V239H221ZM57 242H58V241H57ZM63 242H64V241H63ZM125 242H126V241H125ZM140 242H141V240H140ZM187 242H188V241H187ZM70 243H71V242H70ZM70 243H69V245H70ZM75 243H76V241H75ZM115 243H116V242H115ZM176 243H177V242H176ZM184 243H185V241H184ZM197 243H199V242H197ZM13 244H14V242H13ZM30 244H31V240H30ZM34 244H35V243H34ZM34 244H31V245H34ZM65 244H67V243H65ZM73 244H74V243H73ZM164 244H165V243H164ZM178 244H179V243H178ZM200 244H201V242H200ZM210 244H211V243H210ZM26 245L28 246V244H26ZM31 245H30V246H31ZM53 245H54V244H53ZM131 245H132V243H131ZM158 245H159V244H158ZM182 245H183V244H182ZM216 245H217V244H216ZM106 246H107V245H106ZM112 246H114V245H112ZM161 246H162V245H161ZM180 246H181V245H180ZM191 246H193V245H189L188 248H190ZM22 247H23V246H22ZM43 247H44V246H43ZM46 247H47V246L45 245V248H46ZM157 247H158V246H157ZM184 247H185V246H184ZM24 248H25V247H24ZM45 248H43L42 250H44ZM48 248H49V247H48ZM116 248H117V247H116ZM154 248H155V247H154ZM177 248H178V247H177ZM181 248H182V247H181ZM188 248H187V249H188ZM106 249H107V247H106ZM109 249H110V248H109ZM191 249H192V247H191ZM45 250H46V249H45ZM149 250H150V249H149ZM165 250H166V248H165ZM180 250H181V249H180ZM182 250L184 251V250H186V249H182ZM156 251H157V250H156ZM158 251H159V250H158ZM169 251H170V250H169ZM42 252H43V251H42ZM45 252H46V251H45ZM167 252H168V251H167ZM180 252H181V251H180ZM180 252H179V253H180ZM186 252H187V251L182 252V253H184L183 255L186 256V254H187ZM188 252H189V250H188ZM182 253H180V254H182ZM39 254H40V253H39ZM180 254H178V255H180ZM190 254H191V253H190ZM190 254H189V255H190ZM187 255H188V254H187ZM176 256H177V255H176ZM181 256H182V255H181ZM169 257H170V254H169ZM174 257H175V255H174ZM183 257H184V256H183ZM186 257H187V256H186ZM189 257H191V256H189ZM171 258H172V255H171ZM180 258H181V257H180ZM39 259H40V258H39ZM175 259H176V258H175ZM177 259H178V258H177ZM30 260H31V259H30ZM35 260L37 261V259H35ZM173 261H174V259H173ZM186 261H187V260H186ZM175 262H176V261H175ZM179 262H180V261H179ZM22 263H23V261H22ZM29 263H30V262H29ZM175 264H176V263H175ZM184 264H185V263H184Z\"/></svg>", "mask_w": 264, "mask_h": 264}, {"label": "clouds", "instance_id": "clouds-1", "mask_svg": "<svg viewBox=\"0 0 264 264\" xmlns=\"http://www.w3.org/2000/svg\"><path fill=\"white\" fill-rule=\"evenodd\" d=\"M10 142L23 141V137L9 138ZM186 142L178 139L176 152L172 160L177 175L185 171ZM153 167H159L153 163ZM136 214L145 216L150 212L161 211V193L155 188L146 190L135 204ZM88 219H99L103 216V209H90ZM81 222V221H77ZM257 225L264 231V206L259 213L249 212L245 216V224L237 231L241 234L221 245L219 249L207 244H197L191 249V257L187 264H264V242H258L255 232ZM206 257L210 259H206ZM167 252H154L141 249L139 252L126 249H106L93 245L88 239H81L75 245L59 244L49 249L37 264H173Z\"/></svg>", "mask_w": 264, "mask_h": 264}]
</instances>
